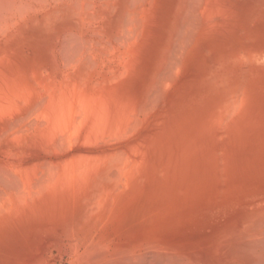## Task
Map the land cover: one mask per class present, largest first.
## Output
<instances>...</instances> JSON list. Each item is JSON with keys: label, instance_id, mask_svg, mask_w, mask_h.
I'll list each match as a JSON object with an SVG mask.
<instances>
[{"label": "rangeland", "instance_id": "1", "mask_svg": "<svg viewBox=\"0 0 264 264\" xmlns=\"http://www.w3.org/2000/svg\"><path fill=\"white\" fill-rule=\"evenodd\" d=\"M1 1L2 0H0V3H2V4H0V8L3 9L4 11H6V13L4 11H1V9H0V15L2 16L4 14L3 18H5V19H2V21H0L1 22L0 24H3V21L6 22V20H7V23H5V25L7 24V26H9L8 28L11 27L13 29L11 31H9L10 29H7L4 24H3V26L0 25V29L5 27L8 30L7 33H4L5 28H4V32L2 31V29L0 30V32H2V33H0V36H1L0 37L1 38L0 39V89L1 88L3 89V90L1 89L2 92H0V96L4 97V98H1L2 100L0 99V102L6 103V106H5V103L4 104L0 103V105H1L0 110L3 113L2 114L0 112V116H1V114H2V116L4 115V118H2V116L0 117V126H1L0 127V130H1L0 134L2 135V138H3V139H0V144L3 143L0 145V155L2 157L5 156L4 158H1V156H0V161H1L0 162V168H1V164H2V167L5 166L6 171L10 169L11 170L10 172H12V173H14V171L17 172L18 167L15 165L18 163V161L15 159L14 160H12V159L17 158V156L20 155L18 152H21V155L23 154L22 157H21V155L18 157V159L20 157L22 158V159L21 158L20 159L23 161L19 160V162H22V163H29V162L30 163H33V162L36 163L37 161L43 160L44 156H45L44 158H45L46 162L54 159V157H56L55 159L58 162L61 160V156L63 155L60 153V151H62L61 148H63V150L70 148L72 150L68 149L70 151L67 150L66 151V152H68L67 154H73L74 156H77V155H80V154L87 152V151H94V152L101 151L102 152L106 149L113 151V149L114 150L117 149L116 147H118L119 145L122 144L121 146H119V147H121L120 148L121 150L119 149V151H118V149H117L116 151H114L116 154L122 153L125 150L124 154L126 152V156L127 155L129 156V154L132 153V150H133V153H132L133 156H134V153H135L136 157L138 155L137 159H139V156H140V161L143 160V162L146 163L147 170L151 171V173H155V175L150 176V178L152 180H150L148 183L146 181L143 184L145 186L141 185L140 187L128 189L129 191L127 190L128 192L126 193V196L124 197L126 199H124L123 202L120 203V205L118 206L120 208V212H119L120 214H118V218H116V220L114 222V226L112 227V230H111L113 240L115 242L122 243V244H132V243H135L137 240H142V239H156L157 241L164 242V243H167L169 245H171V244L172 245L173 244H176V245L184 244L186 247H188L187 249L189 251L190 250L192 252L194 250H196V251L198 250L199 252L204 251L202 254L201 253L200 254H201V256H204L206 259L211 260V262L209 261L210 262L209 264H223L224 260L227 259L230 255L232 240H233L235 232L237 231L235 229H237V228L240 229L245 223H247L249 220L253 219V217L258 215L259 213L264 212V177H263L264 176V41H263L264 40V0H213V2H210L211 7L209 6V10H211V12L207 11L206 7H208V6L205 5V4H207V3H205L206 0H201V1L200 0L199 1L198 0H187V1L186 0H153L154 3L151 0H145L146 4H145L144 0H141V1L132 0L134 2V4L136 3L135 6L133 5L132 8L130 7L133 4V2L131 0H117V1L116 0H113V1L112 0H103V1L102 0L101 1L100 0L99 1L93 0L94 2L92 0H84V2L87 1L88 4L91 3L90 6L87 4V2L84 3L85 5L87 4L88 9H86V10H85L86 6L82 5L83 1H81V0H78L79 3L77 2V0H76V3L73 0H70V1L67 0V3L73 2V3H69L70 5L65 3L66 0L65 1L57 0V3L59 5H57V3H55V2L53 4L52 3L53 1H51V0H50L51 1V3H50L48 0V2H46V3L52 4L51 6L50 5L48 6V4H46V3H44L45 5L42 3L43 4L42 5L40 3V1H42V0H40V1L37 0L38 3L36 2V0H34V2H36L38 5H35L36 3L32 2L33 0L32 1L30 0L31 3H30V1H27V0H21V1H25L26 5H28V3L30 4V7L27 6V7H29L28 10L31 7L33 9L34 8L33 6H35V8H36L33 10L35 12L42 10V11H40V13L39 12L33 13L32 10H31L32 12L29 10L30 13H33V15L28 13L29 17L27 16L28 10L26 7H22L24 9L26 8V12L22 9H19L21 4H22V6H25V4H24L25 2L21 3L19 1L20 2V5H19V4H16L17 1L14 0L13 3H11L12 5L9 6V4L12 0H9V4L7 3L8 5H6V3H4L8 0H5L4 2L3 1L1 2ZM108 1L110 2V4ZM143 1H144V3H143ZM190 1H191V3H190ZM44 2H45V0H44ZM103 2H105V3H103ZM107 2H108V4L106 5ZM111 2H113V3H111ZM130 2H131V4H129ZM137 2H139L138 3L139 5L140 4H142V5L139 6L137 4ZM207 2H208V0H207ZM14 3H15V5H17V7H15V5H13ZM92 3L95 5L98 4L99 7H98V5L97 6L92 5ZM100 3L101 4L103 3L102 6ZM122 3H123V5H122ZM125 3H126V6H125ZM147 3H149L150 5H147ZM32 4H33V6H31ZM76 4L78 6H80L78 9H80L81 6L83 7L82 9L77 10L78 12H80V14L77 13L76 10L75 11L78 14V17H81L84 14L82 16V18H84V19L78 18L77 14L75 16V12L73 11L72 8L75 9ZM118 4H120V6ZM143 4L145 5V8L143 7L144 6ZM53 5L55 8L53 7ZM63 5H65L64 7L67 6L66 9H64L62 7ZM105 5L107 6L108 9L107 8L104 9L106 7ZM112 5H115L116 7L113 9L114 6H112ZM128 5H129V7H127ZM187 5L189 6L188 9L186 8V7H188ZM192 5L195 7L197 6L196 11H195V9H193ZM200 5H201V7H200ZM208 5H209V3H208ZM11 6H12V8L14 7V9H13L14 11L12 10V12L10 11ZM43 6H44V8H42ZM138 6L141 7V9L144 11L143 16H140V18L141 19L144 18V20L146 19L145 21L143 19L141 20L140 18H137V20H136V18H133L136 16L138 17V15H139L138 11H140L139 10L140 8ZM3 7H5V8H3ZM7 7L10 8L8 12L6 10ZM46 7H48L50 10H53V11H56V10L61 11L62 10L64 12L56 11L57 13L59 12L58 13L59 16H58L56 12H55L56 15L54 14L53 11H49L50 12L49 13L47 11L48 9ZM60 7H62V8H60ZM89 7H91V8L89 9ZM109 7H111V8H109ZM136 7H138L139 9L137 10ZM182 7H185L187 10L185 8L182 9ZM37 8H39V9H37ZM127 8H131V9H127ZM190 8H192V9L190 10ZM198 8H199V10H198ZM45 9H46V12H45ZM97 9L99 10L98 12H97ZM110 9L114 10V11H110ZM81 10H83V11H81ZM181 10H183L184 14L188 13V16H186V14L185 15L182 14ZM18 11H20V12L18 13ZM134 11L135 12L137 11L136 13L138 15L136 13H134ZM202 11H203V14L207 13L206 15H203L204 18L200 17V15H202L201 14ZM205 11H207V12H205ZM1 12H4V13L1 14ZM21 12L25 13V15L28 18H26V16L22 17ZM52 12L56 17L58 16L61 18H58V19L56 17L54 18ZM72 12H74V13H72ZM90 12H91V14H90ZM102 12H107V13L105 14ZM108 12H112V13H110L108 15ZM123 12H125V13H123ZM127 12L131 13V14L129 13V15H127L130 17L126 16ZM192 12H193V14L195 12L196 13L200 12V15L196 14L198 16L197 19H196V17L192 16L193 15ZM8 13L10 14V16L13 14L11 17L13 19L12 21H11V19H10V21H8V17H9ZM14 13H16L15 16H14ZM20 13H21V15H19ZM98 13H100V14H98ZM178 13L180 15H178ZM48 14H52V15H48ZM62 14L63 15L65 14L64 15L65 17H62ZM89 14L91 16H88ZM122 14H124V17H123L124 19L127 17L126 20L127 21L129 20L132 23L131 26L133 25V22H135L134 26H136V28L140 27L141 29L140 28L139 29L141 31H138V30H137L138 32L134 31L135 27L132 26V28H131L130 24L128 25L129 26V29H128V27L125 26V25H127L126 24L127 21H125L124 19H122L120 17ZM141 14H142V11H141L140 15ZM212 14H214V16H213L214 18H208V17H211ZM215 14H217V16ZM46 15H48V16H46ZM71 15L72 16L74 15L75 17L73 18ZM92 15H96V17L92 16ZM97 15H99V18L101 17L100 15H102L103 18L101 17L100 21H99L98 20L99 18ZM177 15H178V18H177ZM16 16L18 18H13ZM20 16H21V18H23L22 19L23 21L21 20ZM66 16H71L72 19H70V17H66ZM104 16H107V18L105 17V19H104ZM113 16H114V18H113ZM47 17H49L48 20H47ZM51 17H53L54 19L53 18L51 19ZM86 17H88L91 21H92L91 18H93V20L97 19L98 22H100V23H98L97 20H94V21H92V23L94 22L93 23L94 25L97 22V24L94 26L90 23L91 21L88 19L89 20L88 23H90L92 25V26L88 27V23H85V22H87ZM184 17L185 18L187 17L188 19L187 18L186 19L188 21L190 20V22L188 23V24H190V25H188L189 27L186 26L187 23H186V19ZM25 18L28 20H26ZM33 18H35V19H33ZM66 18H69V19H66ZM151 18L153 20H150ZM17 19H19L21 22ZM79 19H81L82 21H84L85 19L86 20H85V22H82ZM101 19H103V20L101 21ZM178 19L179 20L181 19V20L178 22ZM191 19L193 21L196 19L198 22L195 20V24L196 23L198 24L200 22L202 24V26L200 24H199L200 26L197 24L196 25L193 24V21ZM0 20H1V18H0ZM33 20L35 21V23H38V24L33 25V23H34ZM43 20H45V21L43 22ZM46 20L48 22L47 24H46ZM116 20L119 22V24ZM122 20L125 22L124 23L121 22V25L125 24L124 26L123 25L122 26L124 28L126 27L129 31L131 29L130 34H129V32H127L126 28L124 29L122 26H118V25H120V21H122ZM176 20H177V22H176ZM204 20H206V21L204 22ZM13 21L16 24H11V26L8 25V24H10L8 22H13ZM49 21H51V22H49ZM129 21H128V23H130ZM19 22H20V24H19ZM101 22H102V24H101ZM103 22H104V25H103ZM181 22H183V23L181 24ZM136 23L137 24L141 23V24L137 25ZM176 23H178L179 25L177 26ZM212 23L214 25L209 26V24L211 25ZM218 23H219V25H218L219 28L218 27L214 28L215 25L217 26ZM142 24H143V26H142ZM101 25H102V27H101ZM192 25H195V27H199V28H195ZM207 25H208V27L213 28V29H209V30H212V31L215 30L216 34L214 32H209V31H208L209 33L205 32L208 27L206 29H204V28ZM108 26H110V27H108ZM180 26H182V27L179 28ZM44 27H45V29H44ZM98 27H99V29L100 28L102 29V30H99V32H97ZM120 27H121V29H120ZM183 27H185L187 29V36H186L185 28H184V30H182ZM190 27L194 28L195 33H193V29H191ZM50 28L51 29L53 28L54 30L53 29L51 30ZM103 28H105V29L103 30ZM15 29H17L18 31ZM110 29H111V31H110ZM112 29L113 30L115 29L114 32ZM198 29L201 30L200 33L198 32L199 31ZM218 29H219V31H218ZM16 31H17V33H16ZM91 31H94L95 33L94 32L92 33ZM147 31L148 32L151 31V33H150L151 36H147V35H150L149 33L147 34ZM72 32L73 33L76 32V34L74 33L75 36L77 34H79V36H78L79 40L77 39L78 37L73 38L74 36H73ZM85 32L87 35L84 34ZM104 32L106 34H104ZM135 32H136V34H138L140 32L141 34L140 33L138 34L140 36L136 35ZM89 33L93 34V35L90 34L92 36L91 39L88 36ZM97 33H101L104 36L103 37L99 36V38H98V37H96V36H98ZM2 34H4L5 37H3ZM63 34H64V36H63ZM80 34H83L85 36H82ZM101 34H99V35H101ZM120 35H123V37L121 36L123 39L120 37ZM117 36L120 37V39H122L125 42L124 44H127L130 47L126 48L127 46L125 45L126 47H124V45H123V48H125V49H123V51H122V47H119L122 44L120 43L121 45H117L119 42H121V40H119V38L117 39V42L115 41V43H113L114 40H116L115 38H117ZM194 36H196V37H194ZM85 37L88 39V41L98 39L99 41L97 40L96 43L99 42L101 45L104 44V45H102L104 47L101 49L100 48L101 45H99V43H98V46H97L98 50H95L94 46L97 44L94 45L93 43L87 41L88 42V43H86L87 46L92 44L91 45L92 49H90L89 48L90 46H89L88 48L90 49V51H88V48L85 45L86 41H84V40H87ZM105 37H107V39H108V41L106 40V43L104 42L106 39ZM172 38H174V40ZM127 39H130L131 43L133 40H134L133 43H135V41H136L135 45L133 46V43L129 44V42H128L129 40H127ZM170 39H172V40H170ZM74 40H77V42H75ZM80 40L82 42H84V44L82 43L85 47V48L83 47L84 49L82 48L83 50L80 48L82 44L80 42H79L80 44H78V41H80ZM101 40H104L103 43L100 42ZM123 41H122V43H123ZM192 41H194V42H192ZM93 42L95 43V41H93ZM107 42L109 44H107ZM186 42H187V44H186ZM151 43H152V45H151ZM66 44H67V47H66ZM72 44L75 46H73ZM146 44H148V45H146ZM105 45H106V47L107 46L109 47L108 52H107L108 47L106 48ZM110 45L112 46L111 48H110ZM149 45H151V46H149ZM182 45H184V46L182 47ZM63 46H65V49ZM72 48H74V49H72ZM112 48H114V49L116 48L115 49L116 51L113 49L114 52H111L112 54H109V52L112 51ZM161 48L164 49L165 51L170 49L169 52L166 51L169 54H167V56H166V54L164 55L165 51L164 50L162 51ZM165 48H167V49H165ZM7 49H8V52H7ZM85 49H86V51L90 52V53L87 52V54H90L88 59H90V58L93 59V62L91 61V59L90 60L86 59V61H85L84 57H88V56H86ZM126 49H127V51H125ZM67 50H70V51H68V53H67ZM76 50H78V51H76ZM93 51H94V53H93ZM95 51H98V52L95 53ZM119 51H121V52H119ZM136 51L138 52L137 55L135 54ZM106 52L109 55L106 54ZM126 52H130L131 53L130 56H129V53L126 54ZM142 52H144L145 54L143 53L144 54L143 55ZM159 52H160V54H159ZM72 53L74 54V56ZM119 53L126 54L127 56H125V58L129 57V58H127L128 62H127V60H125V62H127V63H125V65L128 64L131 66V67H127V72L125 71L126 73L122 71L123 74L118 72V70H121V69L125 70L126 69V68H124V69L122 68L123 67L122 65L124 64V62H122V61H124L123 60L124 58L122 57L123 58L122 59L120 57L122 55H119ZM184 53H185V56H184ZM62 54H64V55H62ZM91 54H93V56ZM116 54H118V56L121 59L119 57H117ZM180 54H183L182 56H184V57L182 58V56ZM81 55L82 56L84 55V56L82 57ZM133 55H135V56H133ZM141 55H143L144 58L141 57ZM169 55L171 56V58ZM177 55L180 56V59L179 60L177 59L178 61L176 60V58L179 57V56L177 57ZM100 56H102L101 58L103 61L102 60L99 61L101 59ZM79 57H80V59L84 58V60L83 59H81V61L78 60ZM136 57L143 58V59L138 58L141 61V62H139L141 65L135 64L134 62L130 61V60H132V61L135 60V62L136 61L138 62ZM106 58H107V60H106ZM113 58H117V60H113ZM108 59H109V61H108ZM111 59H112V61H114V63L111 61ZM118 59L121 60L120 63L121 64L123 63L122 65L119 64ZM6 60H7V62H6ZM76 60H78V62H77L78 64L75 67L74 65H76L75 64ZM94 60H97V61L95 62ZM163 60H164V63L171 60L170 64L169 63L168 64L166 63V65L163 64V66H166V67L170 66L168 68V71L164 70L163 66H162V68H163L162 71H160ZM89 61H91L92 64L95 62L94 65H92L94 67L91 68V65H90V69H88L89 68L88 65L90 64V63H88ZM129 61H130V63H129ZM83 62L84 63L86 62V64H83ZM103 62H104V64H103ZM105 62H107V63H105ZM109 62H110V64H108ZM157 62H159V63H157ZM160 62H161V65L160 66L157 65V64H160ZM182 62H184V63L182 64ZM66 63H68L71 66H68ZM64 64H66L67 67ZM101 64H103V66ZM114 64H117V65H114ZM86 65L88 68L86 67ZM118 65H119V67H117V70H116L115 67ZM132 65L135 67H132ZM72 66L74 69L71 68ZM98 66H99V68H98ZM101 67H103V68H101ZM109 67H111V68L113 67V69H111V70L113 72L115 71L114 74L110 70ZM96 68H97V70H96ZM119 68H121V69H119ZM105 69H109L110 71L107 70V72H106ZM165 69H167V68H165ZM68 70H70V71H68ZM99 70H100V72H99ZM156 70H157V73H156ZM158 71H160L159 72L160 75L162 74V72L164 73V71H165V73H164L165 75H163V76L166 78L171 75V77L169 78V79H171V81L168 79L170 81L169 82V81H167V79L160 78ZM186 71H188V73ZM96 72L99 75H97ZM108 72H111V73H108ZM172 72H174V73H172ZM118 73H120L121 78L118 77L119 76ZM167 73H168V75H167ZM63 74H65V75H63ZM109 74H112V75H109ZM155 74H157V75H155ZM95 75L98 77H96ZM113 75L117 76L118 81L116 80V82H115V79L112 78ZM123 75H125V76L122 77ZM102 76H104V77H102ZM158 76H159V80H161V81L163 80V82L164 81L169 82V84L172 83L174 80H177V82L175 83V81H174V83L171 84L172 86H170L168 83L166 84V82L163 83L161 81H158V79L156 78ZM172 76H174V77L176 76L175 77L176 79ZM69 77H70V79H68ZM94 77H96V79H98V80H96ZM85 78H87V79H85ZM11 79H13V80H11ZM58 79H60V80H58ZM109 79L110 80L113 79L114 81L111 80L112 83H110L111 81ZM1 80H3V81H1ZM56 80H58V82H56ZM181 80H182V82H181ZM60 81H62V82H60ZM72 81L76 82V85H74L75 82L73 84L75 86L73 88H76L75 94L77 93V87H79L78 89H80L82 87L81 89L87 90L88 93L90 92V95H89L90 97L91 96L93 97L94 94H96V93L97 94L95 96L99 97L98 94H100V92H101V93H104L105 96L108 95V98H109V96H111V98H113V96H114L113 100L115 102L117 101V103H115V105H119V103L121 104V102H122L120 99L121 97H122V99H124L125 96H129L130 100H131V98L133 99V104H132V100L129 101V99H128V101L126 100L127 102L124 100L126 103L123 102V104L124 103L126 104V105L124 104L125 106L122 104L121 105L123 107H126L128 112H130V114L133 117L135 115L136 120L138 119L137 117H140L142 119L144 117H147L150 113L151 114L153 113L152 114L153 116L155 113V116L153 117L150 114L149 115V119L151 118L150 120L148 119V117L144 118L142 120H140V118L138 119L140 121V122L138 121V124L140 123L139 125H144L143 126L144 129L142 128V126H138V127L142 128L141 131H139L140 128L138 129V127L136 126V125H138L137 122L135 124L132 123L133 126L132 125L131 126L134 127V130L135 131L137 129L138 130L134 133L132 132V130H133L132 127H131V129L127 130V132H129V131L131 132L130 135L126 134V132H125V134L127 136H125L124 138H122L123 136L122 137L120 136V140L123 139L124 141L123 140H122V142L118 141L119 145L116 144V142H117L116 140H119V135H114L115 137L118 136V138L117 137L115 138L113 135H110V136H112V138L111 137L108 138V136H105L103 139L101 138L102 140L98 139V140L90 141L91 139L89 138V136L91 135V132L89 130H91L92 127H89L90 124L88 123L87 127L86 126L84 127L86 129V131L84 129V135L80 139L82 142L76 141V142L72 143L73 145L70 143V145H72V146L66 148L67 146H69L68 145L69 143L66 144L67 142H65V141L63 142V140L61 138L62 136L60 137L59 135L62 133H66L65 135H68L69 131L63 130V128H59V127H56L57 128L56 129L55 124L52 121L53 120L52 116L50 119L47 118L48 119L47 125L49 124L48 126H50L49 128H51V130L49 129L50 130L49 131L48 128H46L48 126L45 125L46 124L45 122H47L45 120L46 118L44 117V115H42V114H45L42 112V110L45 111L44 106L43 107L41 106L42 107V109H41V108L37 107L36 104H38V106H40L41 99L44 102L46 101V99L49 100L50 97H48V95H50V94H47V93H51L52 91L55 93L54 94L55 97H57L56 91L53 90V88H56L55 87L56 85H57V87H59L61 84V88L59 87L61 89L60 90L61 94H62V91H63V93L65 92L64 91L65 89L62 90V86H63L62 84L63 83H65L64 84L65 86H67V85L69 86L68 89L70 87L72 88V86H71ZM93 81L96 82L98 87L97 86L92 87L91 84L96 85L93 83ZM97 81H99V85H98ZM4 82H5V84H4ZM16 82H18V84ZM53 82L56 84L55 85L52 84ZM59 82H60V84H59ZM101 82L103 85L101 84ZM159 82H161V83L159 84ZM36 83H37V85H36ZM39 83L40 84L42 83L44 86H49L48 88L51 87L52 91L50 90L51 92L50 91L42 92L43 91V88H42L43 85L40 86ZM83 83H85L84 84L85 86H83ZM150 83L152 85L156 84L155 85L156 89L154 86H152V89L153 88L154 89L151 90V84ZM178 83H180V85ZM8 84L10 85L12 92L10 89H8V86H9ZM149 84H150V86H149ZM161 84L166 85L165 88L169 85V89L170 88L171 89L169 90L167 87V92H166L165 88H164L165 91H163L162 87H164V85L162 86ZM5 85L7 88L5 87ZM52 85H54V87ZM23 86H25V87H23ZM112 86L114 88H112ZM175 86L177 87L178 91L176 90ZM179 86L182 88H180ZM18 87L19 88L21 87L20 91H19ZM173 87H175V88H173ZM24 88H26V90L28 89V91H25ZM40 88H42L41 92H40ZM71 88L69 90L70 92H68L67 88H66L67 93H69L68 97L65 96L66 100H64V98H61L62 96H60V97L58 96L60 98L59 100L56 99V103L58 105L61 101H65V102H68V100L70 101L71 96L72 95L74 96V94L70 95L72 93L71 91H73L72 90L73 88L72 89ZM157 88H159L160 90H158ZM161 88H162V90H161ZM108 89H111L113 92L111 90H108ZM148 89H150V90H148ZM13 90H14V93H13ZM34 90H36L35 91L36 93L34 92L33 94H30ZM46 90H48V89L46 88ZM83 90H78V91L80 92ZM116 90L118 91V94L114 93V92L117 93ZM157 90H158V92H157ZM16 91H17V93H16ZM109 91H111V92H109ZM149 91H154V92H150L154 98L152 97V99H149L150 98ZM10 92H11V94H10ZM60 92H58V93L60 94ZM146 92H148L149 94L148 93L146 94ZM165 92H166V94L167 93L168 94L165 95ZM12 93L16 97H18L17 94H19L20 95L19 97L22 99H20L19 97H18V99H16V97L13 96ZM20 93H22V95ZM67 93H65V94L67 95ZM112 93L115 94L116 96H118V95L121 96L122 94L124 96H121V97L118 96L120 99L118 101V98L116 97V99H115V95H112ZM133 94H134V97H131ZM161 94L165 95V96L163 97V96H161ZM233 94H234V96H233ZM5 95L7 98L5 97ZM24 95H26L27 97L24 98ZM54 95H53V98H54ZM146 95H149V97L148 96L146 97ZM156 95H159V97H156ZM38 96L39 97L41 96L40 99ZM73 96H72V99L75 97V96L74 97ZM174 96L176 99L174 98ZM232 96H233V98H232ZM69 97H70V99H69ZM144 97L147 99L144 100L145 99ZM168 97H169V99H168ZM51 98H52V96H51ZM136 98H138V99H136ZM230 98H232V99H230ZM126 99H127V97H126ZM134 99L136 101H134ZM141 99H142V102H144V101L145 102H148V101L152 102L153 100H154V102L158 101L157 103H155L153 105L155 108L157 106V108L156 109L153 108L150 105V103H149L150 107L149 106L146 107L147 109L145 107H142L143 104L141 102ZM9 100H12V101H9ZM38 100H40V102ZM50 100L46 101V103H50L52 101V100L51 101ZM166 100H167V102H166ZM169 100H170V102H169ZM179 100H182V101L180 102ZM21 101L23 103L25 101L24 105H22ZM57 101H59V102H57ZM137 101H140L142 105L139 103V105H141V106H139L137 104ZM162 101H163V104L161 103ZM177 101H178V103H177ZM221 101H225V102L221 103ZM236 101L238 102L237 106H235L236 108L231 107V106H234L233 105L234 103L236 105ZM8 102H10V103L12 102V104L9 103V105H10L9 107H11L10 109H8L9 107L7 106ZM14 102L16 105L17 104L18 105L15 106V104H13ZM19 102H21V103H19ZM53 102H54L53 104H55V98H54ZM70 103H74V101L73 102L70 101ZM134 103H135V105H134ZM164 103H165V105H164ZM171 103H172V105L170 106ZM225 103L227 104L226 106L224 105ZM34 104H35V106H34ZM42 104L45 105V103H42ZM53 104L52 105L48 104L49 108H50L49 112H51V113H54L53 111L56 110V108L59 109L57 104H56L57 107L56 106L54 107ZM62 104L60 103V105H62ZM216 104H218V105H216ZM3 105L5 107H2ZM12 105H14L13 107L18 108L19 110L17 109V111H15L16 108H15V110H12ZM60 105H59V107H60ZM160 105L163 106L164 108L161 107ZM33 106H34V108L37 107V109L39 108L40 110L39 109L35 110L36 109L35 108L34 109L35 112H34L32 109ZM50 106H52V107H50ZM144 106H147V105L145 104ZM172 106L174 108H172ZM113 107H114V104H113ZM151 107L153 108L152 109L153 112H149V110H148V109H151ZM177 108L179 109L178 110L179 112L176 111ZM199 108H201V109H199ZM234 108L235 109L238 108V111L235 112ZM239 108H241V109H239ZM2 109L7 110V111H2ZM52 109H53V111H52ZM143 109H146L145 112L148 111L147 113H145L148 115L145 116L144 114H142L144 112H141L140 110H143ZM214 109H219V110H214ZM232 109H233V111H232ZM11 110H12V112H11ZM47 110H49V109H47ZM136 110L140 111V113L138 114V112ZM158 110H160V111H158ZM173 110H175V112H172ZM225 110H228V111L225 112ZM13 111H15V113H13ZM37 111H38V113L36 115ZM40 111L42 112V114L39 113ZM135 111L137 112L138 116L135 114L136 113ZM216 111L217 112L220 111V112L217 113ZM8 112L10 113V115H8ZM49 112H48V114L50 116L51 114ZM232 112H235V115H233L234 113H232ZM5 113H7V115L10 116L12 119L10 120V118H8V116H6ZM11 113H13V114H11ZM32 113L36 116V118L38 117V114H39L40 115L38 117L39 119L37 118V120H36L35 116ZM156 113H160V115L156 114ZM162 113H164V114H162ZM168 113L170 114V116L168 115ZM207 113H210V114H207ZM226 113H229V114L227 115ZM41 115L45 119L43 117H41ZM52 115H54V114H52ZM141 115H142V117H141ZM14 116L15 117L19 116V118H15ZM221 116H224V117H222V118H224V120L222 118H220ZM234 116H235V118H234ZM5 117H7V118H5ZM218 117L220 119H218ZM237 117H239V118H237ZM42 118L44 119L45 122L43 120L40 121V119H42ZM161 118H163L164 120L163 119L161 120ZM195 118H197V119H195ZM226 118L228 119V121ZM159 119H160V121H159ZM38 120L41 123L44 122V124H41ZM157 120H158V123H157ZM220 120L226 121L227 123L225 122L226 123L225 124L222 121L220 122ZM236 120H238V121H236ZM142 121H143V124L141 123ZM154 121H156V122H154ZM215 121H217V122H215ZM17 122H20V123H17ZM51 122H52V124H51ZM147 122H148L149 126H147L148 124L146 125ZM232 122H235L237 125L235 123H233V125H232ZM182 123H185V124L182 125ZM217 123L218 124L223 123V125L221 124V126L220 125L217 126ZM12 124H14L13 125L14 127L12 126ZM24 124L26 127H29L28 129L31 130L30 133L28 132L29 130L25 126H23ZM32 124L34 127L32 126ZM34 124H36V126ZM38 124L39 125L41 124L44 127L46 126L45 128H43L41 126L42 129H41V131L39 129L40 132H42V130L46 129L47 130V131L45 130L46 133L43 131L45 134L48 135L49 133H47V132H50L51 134L53 132L54 135L59 136V138L55 137V138H58L56 141L53 134L48 135L49 139L52 138L51 139L52 141L50 140V143L52 142L53 146L55 145L54 147H52L51 144L48 143L49 139H47L46 135H43L44 139L41 137L43 132L41 134H39L40 135L39 136L38 135L39 131H35L36 129L40 128V126ZM234 124L236 126H234ZM37 126H39V127H37ZM135 126H136V128H135ZM21 127H25V128L22 129ZM149 127H151V128H149ZM155 127L158 129L156 130ZM218 127L219 128L221 127V128L219 129ZM19 128H20V130H19ZM87 128H88V130H87ZM146 128H149L150 130L146 129ZM24 129L28 130V131L26 130V132H28L29 136L26 132L25 133L23 132L24 134H22L21 130L24 131ZM59 129L60 130L62 129V130L60 131ZM145 129H146V131H144ZM18 130L20 131V133L18 132V134H16ZM58 130L60 131V133L57 132ZM231 130H232V132H230ZM9 131H11V133ZM33 132H35L34 133L35 136H34ZM88 132H90L89 136H88ZM141 132H143V133H141ZM203 132H206V134H204ZM132 133H133V135L131 136ZM157 133H158V135H156ZM165 133H166V136H165ZM225 133H226V135L223 136V134H225ZM5 134H7V135H5ZM10 134H11V136L9 137ZM19 134H22V135H19ZM25 134H26V137H25L26 139L23 138L25 136ZM218 134H220V135H218ZM3 135H5L6 137L4 138ZM12 135H14L15 137L20 136L23 139H21L20 137L19 138L17 137L16 139L14 138L16 140L15 141L16 144H15ZM221 135L223 138L221 137ZM85 136L87 137V141H86ZM142 136H144L145 138ZM219 136L221 139H219ZM126 137H129V138L125 142ZM131 137H132V139H131ZM140 137H141V139L144 138L145 140L140 141L139 140ZM160 137H162V138H160ZM29 138H30V140H28ZM32 138H34V139H32ZM36 138L38 140L40 139V141H42V140L45 141L47 139L48 141L46 143H48V145L50 147L46 143L41 144V143H43V141L41 143H39L40 141H38ZM106 138L108 140H110V143L116 141L113 143L116 147L110 143H107L108 141ZM113 138L115 139L114 141H112ZM134 138L136 141L134 140ZM152 138H154V139H152ZM53 139L56 142H53ZM84 139H85L86 143L84 142ZM129 139L133 140V144L136 146H137V143L138 144L140 143L137 146L138 148L140 147V149H138L137 147H136L137 150L133 149L135 146L133 147V144H130V143H132V141H130ZM3 140H5V142H3ZM10 140L11 141L13 140L12 141L13 143ZM17 140H18V142H17ZM22 140H24V142L26 141L25 142L26 144L24 142H20ZM34 140L36 143L34 142ZM60 140L64 143V145L66 144V146L59 148V146L63 145V144L61 145L60 143H58V142H61ZM99 140L102 142H100ZM137 140H138V142H137ZM88 141L90 143L93 142V144H92L93 147L91 146V144L89 145ZM128 141H130V143ZM134 141L136 143H134ZM6 142L9 143L8 147L11 146V148L7 147L8 143H6ZM87 142H88V144H87ZM104 142L109 144L110 147L107 144H105V145L102 144ZM212 142H213V145H212ZM4 143L6 144V146ZM10 143L14 144V146L17 145L16 150H15L16 156L15 155L12 156L13 158H11V150H12V152H14L15 148H14V146L12 147V144H10ZM55 143H57L58 145H56ZM76 143L78 144V148H76L77 147ZM83 143L87 144V147ZM18 144L20 145V147ZM27 144L28 145L30 144V145L28 146ZM210 144H211V146H210ZM31 145H33V146H31ZM34 145L39 146V147L37 148ZM41 145L42 146L45 145V150L46 149L50 150L52 148H53V150L45 153V151H43V149L41 148ZM125 145L126 146L129 145V146H131V148L133 147L131 152H130L131 148H128L127 149L128 151L124 148V147H126ZM141 145H143V146H141ZM46 146H48V147L46 148ZM81 146L82 147L85 146V147L82 148ZM104 146H106V147H104ZM129 146H127V147H129ZM163 146H164V148H163ZM6 147L9 150L10 155L8 154ZM25 147H27V148L25 149ZM31 147H33V148H31ZM145 147H146V149H145ZM1 148H3V149H1ZM19 148H21L20 151H19ZM34 148H35V150H34ZM54 148L56 150H54ZM57 148H59V151H57ZM179 148L182 149V151H180ZM206 148H208V149H206ZM122 149H124V150H122ZM144 149H145V151L143 152ZM41 150L46 155L43 154ZM48 150H46V151H48ZM74 150H76V151H74ZM147 150H149V151H147ZM162 150H163V152H162ZM36 151H39L40 153L36 152ZM53 151H56L57 153L56 152L54 153ZM219 151H220V153H219ZM4 152H5V154H4ZM52 152L54 153V156H53ZM64 152H65V150L62 153H64ZM77 152L78 153L80 152V153L78 154ZM142 152H143V155H142ZM171 152H173V153H171ZM176 152H178V153H176ZM179 152H180V154H179ZM203 152H205V153H203ZM217 152L219 154H216ZM14 153H12V155ZM17 153H18V155H17ZM50 153L52 154V156H49ZM147 153H149V154H147ZM165 153H166V156H163ZM57 154L58 155L61 154L60 158ZM132 154L130 157L134 158L132 156ZM145 154H147V155H145ZM33 155H34V158L35 157H37V158L34 159ZM46 156H47V158H46ZM156 157H157V159H156ZM180 157H182L184 160L182 158H181V160H179ZM217 157H218V160H217ZM32 158L36 161H32L33 160ZM193 158H196V160ZM1 159H3V160H1ZM160 159H162L163 162ZM165 159H167V161ZM174 159H176V160H174ZM189 159H190V161H187ZM197 159H199V160H197ZM8 160L11 162H9ZM177 160H179V162ZM5 162H7V163L5 164ZM220 162H222V163H220ZM194 163H196V164H194ZM7 165L10 166V168L9 167L7 168ZM188 165H190L191 167ZM156 166L158 168L160 167V169H158ZM11 167H12V169H14V167H16L17 170L16 169L12 170ZM218 167H220V168H218ZM193 168H194V170H192ZM1 169L3 170V168H1ZM220 169H223L222 172ZM250 169H251V171H250ZM6 171L3 170L1 172V170H0V172H1L0 176L2 177L4 174L5 177H6V175H8L10 177V175L12 173H9L8 171L7 172ZM152 171H155V172H152ZM168 171H169V173H168ZM256 171L258 174L256 173ZM259 171H260V173H259ZM161 172L165 176V178L159 174ZM207 172L210 174H208ZM253 172H254V174H252ZM250 174H252V175H250ZM229 175H231V177ZM242 175H244V176H242ZM257 175H259V176L257 177ZM15 176L18 177V175H16V174H15ZM157 176H158V178H157ZM255 176L257 177V179ZM226 177L228 180L226 179ZM252 177L255 178L257 181H255V179H252ZM6 178L8 180V177H6ZM221 178H223L222 179L223 182H222ZM3 179H5V178L2 177V179H0L1 188L3 186H7V183H8L7 180L5 179L6 185H4L5 183L2 181ZM244 179H246L248 181H246ZM162 180H164V181H162ZM256 182H257V184H256ZM214 185H215V187H213ZM200 190L202 192H200ZM137 191H139V192H137ZM200 193H201V195H200ZM134 196H136V197H134ZM193 197L194 198L198 197V200L197 199L195 200ZM191 201H192V203H191ZM113 204L116 205L117 201L114 202ZM249 222H251V221H249ZM239 225L241 227H239ZM122 230H123V232H122ZM232 231H233V233H232ZM43 237H44L43 230L34 222L32 217L31 218L29 217L28 219H24L23 221L14 220V219H10V220L6 221L4 224H2L0 226V246H1L0 247V264H25V263H29L30 261H33L35 258H37V256H39V255L41 256L42 251L40 253L38 250H40L41 247H42V249L44 247L42 245L43 243H45ZM39 246H40V248H39ZM7 247H9V249ZM192 247H195V249ZM35 249H37V250H35ZM203 254H206L207 256L203 255ZM204 257H202V258H204ZM205 263L208 264L207 261H205Z\"/></svg>", "mask_w": 264, "mask_h": 264}, {"label": "bare ground", "instance_id": "2", "mask_svg": "<svg viewBox=\"0 0 264 264\" xmlns=\"http://www.w3.org/2000/svg\"><path fill=\"white\" fill-rule=\"evenodd\" d=\"M3 2L5 1V0H2ZM1 1V2H2ZM13 1L14 0H12L11 2H10V4H9V0L8 1H6V2H4V3H6V5H8L9 4V6L10 5H12L11 3H13ZM17 1V3L16 4H19L20 5V2L22 3H24L25 1H21V0H16ZM20 1V2H19ZM27 1H30V0H27ZM32 1V0H31ZM31 1H30V3H31ZM40 1V0H39ZM51 1H53L52 3L54 4V2L55 3H57V0H51ZM51 1L49 0V2L51 3ZM63 1H65V0H63ZM70 1V0H69ZM73 1H75V3H76V0H73ZM81 1H83V4L82 5H85L84 3H86L87 1H85L84 2V0H81ZM93 1V0H92ZM99 1V0H98ZM101 1V0H100ZM103 1V0H102ZM113 1V0H112ZM117 1V0H116ZM132 1V0H131ZM135 1H141V0H135ZM145 1V0H144ZM144 1H143V3H144ZM153 3H154V1L153 0H151ZM187 1V0H186ZM199 1V0H198ZM197 1V2H198ZM201 1V0H200ZM19 2V3H18ZM32 2H34V0L32 1ZM36 2H37V0H36ZM36 2H34V3H36ZM46 2H48V0H45V2H44V0H42V1H40V3L42 4H44V3H46ZM77 2H78V0H77ZM94 2V1H93ZM109 2V1H108ZM108 2L106 3V5L108 4ZM133 2V1H132ZM151 2V3H152ZM210 2H213V0H208V2H207V0L205 1V3H207V4H205L206 6H208V7H206L207 8V11H210L211 12V10H209V6L211 7V5H210ZM8 3V4H7ZM15 3L13 4V5H15ZM38 3V2H37ZM35 4V5H38V4ZM39 3V4H40ZM48 4V3H46V4H48V6L50 5H52V4ZM65 3H67V0H66V2ZM69 3H73V2H69ZM69 3H67V4H69ZM79 3V2H78ZM77 3V4H78ZM96 3V2H95ZM103 3H105V2H103ZM102 3V4H103ZM111 3H113V2H111ZM127 3V2H126ZM126 3H125V6H126ZM139 2H137V4H138ZM142 3V2H141ZM187 3V2H186ZM190 3H191V1H190ZM194 3V2H193ZM196 3V2H195ZM203 3V2H202ZM208 3H209V5H208ZM0 4H2V3H0ZM25 4V6H22V4L20 5V7H19V9H22V10H24L25 12H26V8H27V10H28V8L30 7V4L28 3V5H26V2L24 3ZM42 4V5H43ZM61 4V3H60ZM75 5L76 7H75V9L74 8H72L73 9V11L75 12V16H76V14L77 13H79L80 14V12H78L77 10H80V9H82L83 7L81 6V8L80 9H78L80 6H78V5ZM87 4H88V2H87ZM87 4L85 5L86 7H85V10L86 9H88L87 8ZM101 4V3H100ZM102 4H101V6H102ZM109 4H110V2H109ZM128 4V3H127ZM129 4H131V2L129 3ZM136 4V3H135ZM135 4H134V2H133V4L130 6L131 8L133 7V5L135 6ZM145 4H146V1H145ZM203 4V5H204ZM18 5V6H19ZM41 5V6H42ZM45 5V4H44ZM57 5H59L58 3H57ZM70 5V4H69ZM81 5V4H80ZM89 6L91 5V3L90 4H88ZM92 5H94V6H97L98 4H93L92 3ZM105 5V6H106ZM119 6H120V4H118ZM122 5H123V3H122ZM139 5V4H138ZM140 5H142V4H140ZM139 5V6H140ZM144 5V4H143ZM147 5H150L149 3H147ZM27 6H29V7H27ZM31 6H33V4L31 5ZM47 6V5H46ZM65 5H63L62 7L64 8V9H66V7H64ZM111 6V5H110ZM112 6H114L113 7V9L116 7L115 5H112ZM138 6V7H139ZM152 6V5H151ZM188 6V5H187ZM193 6V5H192ZM15 7H17V5H15ZM22 7H26L25 9L24 8H22ZM34 8L32 9V7L29 9L30 11L32 10H34V9H36L35 8V6H33ZM40 7V6H39ZM53 7H54V5H53ZM62 7H60V8H62ZM98 7H99V5H98ZM122 7V6H121ZM127 7H129V5L127 6ZM136 7L137 8V10L139 9L140 11H138V14L134 11V13H136L137 15H138V17L136 16V17H133V18H136V20H137V18H140V16H143V10L141 9V7ZM144 8H145V5L143 6ZM147 7V6H146ZM149 7V6H148ZM195 6H193V9H195V11H196V8H197V6L194 8ZM199 7V6H198ZM200 7H201V5H200ZM3 8H5V7H3ZM8 8V9H7ZM6 8V10H7V12L9 11V7H7ZM41 8V7H40ZM42 8H44V6L42 7ZM48 10V12L49 11H53V10H50L48 7H46ZM52 8V7H51ZM55 8V7H54ZM69 8V7H68ZM91 7H89V9H90ZM94 8V7H93ZM107 8V6L104 8V9H106ZM109 8H111V7H109ZM119 8V7H118ZM131 8H127V9H131ZM183 8H185V7H182V9ZM187 9L189 8V6L188 7H186ZM185 8V9H186ZM205 8V7H204ZM1 9V8H0ZM14 9V7L12 8V6H11V9H10V11L12 12V10ZM18 9V8H17ZM37 9H39V8H37ZM53 9V8H52ZM108 9V8H107ZM186 9V10H187ZM192 8H190V10H191ZM211 9V8H210ZM16 10V9H15ZM28 10V12H27V16L29 17V15H28V13H30V11ZM70 10V9H69ZM77 11V13H76V11ZM147 10V9H146ZM189 10V11H190ZM198 10H199V8H198ZM206 10V9H205ZM246 10V9H245ZM1 11H4L3 9H1ZM14 11V10H13ZM23 11V12H24ZM31 11V12H32ZM40 11H42V10H40ZM40 11H37V12H39L40 13ZM56 11H59V10H56ZM56 11H53L54 12V14H55V12ZM62 11V10H61ZM61 11H59V12H61ZM81 11H83V10H81ZM99 10L97 9V12H98ZM108 11V10H107ZM110 11H114V10H111L110 9ZM130 11V10H129ZM141 11H142V14L140 15V13H141ZM201 11V10H200ZM204 11V10H203ZM203 11H202V15H200V12H195L194 14H193V12H192V16H194V17H196V19H197V15H200V17H202V18H204L203 17V15H206V14H203ZM207 11H205V12H207ZM5 13H6V11H4ZM4 12H1V14H3ZM20 11H18V13H19ZM23 12H21L22 13V15H21V13L19 14V15H21L22 17L24 16H26L25 15V13H23ZM37 12H35V11H33V13H37ZM45 12H46V9H45ZM53 12H52V14H53ZM58 12V13H59ZM62 12H64V11H62ZM71 12V11H70ZM74 12H72V13H74ZM96 12V13H97ZM118 12V11H117ZM116 12V13H117ZM121 12V11H120ZM131 12V11H130ZM130 12H127V14H126V16L127 15H129V13ZM148 12V11H147ZM181 12H182V14H184L183 13V10H181ZM185 12V11H184ZM223 12V11H222ZM245 12V11H244ZM33 13H30L31 15H33ZM38 13V14H39ZM50 13V12H49ZM57 13V12H56ZM58 13H57V15H58ZM95 13V12H94ZM102 13H107V12H102ZM101 13V14H102ZM110 13H112V12H108V15L110 14ZM115 13V14H116ZM123 13H125V12H123ZM133 13V14H134ZM153 13V12H152ZM180 13V12H179ZM178 13V15H180ZM199 13V14H198ZM9 14V13H8ZM24 14V15H23ZM45 14V13H44ZM52 14H48V15H52ZM53 14V17L55 18L56 16V14L54 15ZM66 14V13H65ZM64 14V15H65ZM90 14H91V12H90ZM88 15V16H91V15ZM98 14H100V13H98ZM120 14V13H119ZM118 14V15H119ZM131 14V13H130ZM132 14V15H133ZM150 14V13H149ZM186 14V13H185ZM184 14V15H185ZM197 14V15H196ZM4 15V14H3ZM3 15L0 17L1 18V20L0 21H2V19H5V18H3ZM13 15V14H12ZM12 15L10 16V14L8 15L9 17H8V21H10V19H11V21L13 20L11 17H12ZM16 15V13H14V16ZM48 15H46V16H48ZM63 14H62V17H65ZM82 15V14H81ZM80 15V16H81ZM84 15V14H83ZM82 15V16H83ZM131 15V16H132ZM135 15V14H134ZM178 15H177V18H178ZM216 16H217V14H215ZM18 16V15H17ZM13 17V18H18V17ZM21 16H20V18H21ZM26 16V18H28ZM45 16V17H46ZM59 16V15H58ZM56 17L57 19L58 18H61V17ZM72 16V15H71ZM71 16H66V17H70V19H72V17L74 18L75 16L73 15L72 17ZM82 16L81 17H78V14H77V17L78 18H82ZM92 16H95L96 17V15H92ZM98 16V18H99V15H97ZM101 17H102V15H100ZM116 16V15H115ZM183 16V15H182ZM181 16V17H182ZM186 16H188V13L186 14ZM214 16V14H212L211 15V17H208V18H214L213 17ZM215 16V17H216ZM33 17V16H32ZM44 17V18H45ZM53 17H51V19L53 18ZM85 17V16H84ZM100 17V18H101ZM105 17L107 18V16H104V19H105ZM122 19H124L123 17H124V14H122L121 16H120ZM127 17H130V16H127ZM126 17V18H127ZM180 17V16H179ZM25 18V19H26ZM43 18V17H42ZM48 18L49 17H47V20H48ZM53 18V19H54ZM87 18V22H85V20L84 21H82L81 19H79L80 21H82V22H85V23H88L89 22V18L88 17H86ZM100 18L98 19L99 21H100ZM103 18V17H102ZM112 18V17H111ZM113 18H114V16H113ZM126 18L124 19L125 21H127L126 20ZM185 18V17H184ZM187 18V17H186ZM185 18V19H186ZM222 18V17H221ZM23 18H21V20H22ZM33 19H35V18H33ZM46 19V18H45ZM50 19V20H51ZM56 19V20H57ZM64 19V18H63ZM66 19H69V18H66ZM82 19H84V18H82ZM89 19V20H88ZM92 19V21H94V20H97V19H94L93 20V18H91ZM132 19V18H131ZM130 19V20H131ZM141 19V18H140ZM139 19V20H140ZM143 20H144V18H142ZM141 19V20H142ZM188 19V18H187ZM186 19V23H187V25L186 26H188V25H190V24H188L189 22H190V20L188 21ZM195 19V20H196ZM16 20V19H15ZM14 20V21H15ZM17 20H19V19H17ZM26 20H28V19H26ZM47 20H46V24L48 23L47 22ZM98 20H97V22H98ZM103 19H101V21H102ZM108 20V19H107ZM106 20V21H107ZM110 20V19H109ZM140 20V21H141ZM146 20V19H145ZM144 20V21H145ZM150 20H153L152 18L150 19ZM181 20V19H180ZM179 19H178V22L180 21ZM192 20V19H191ZM195 20L193 21V24H195ZM207 20V19H206ZM206 20H204V22L206 21ZM209 20V19H208ZM14 21L13 22H8V23H10V24H8V25H10L11 26V24H16V23H14ZM20 21V20H19ZM23 21V20H22ZM34 21V20H33ZM45 20H43V22H44ZM52 21V20H51ZM51 21H49V22H51ZM54 21V20H53ZM59 21V20H58ZM91 21V20H90ZM92 21L90 22L92 25H94L93 23H92ZM111 21V20H110ZM117 21V20H116ZM125 21H120V25H118V26H124L125 24H122L121 25V22H125ZM129 21V20H128ZM128 21L126 22V24L127 25H125V26H127L128 27V29H129V24H130V26H131V22L130 23H128ZM188 21V22H187ZM197 21V20H196ZM21 22V21H20ZM20 22H19V24H20ZM97 22L95 23V25L97 24ZM114 22V21H113ZM112 22V23H113ZM118 22V21H117ZM151 22V21H150ZM176 22H177V20H176ZM198 22V21H197ZM220 22V21H219ZM1 23V22H0ZM5 23H7V20H6V22L5 21H3V24L5 25ZM81 23V22H80ZM90 23H88V27L89 26H92ZM98 23H100V22H98ZM108 23V22H107ZM134 23L135 22H133V25L132 26H134ZM142 23V22H141ZM140 23V24H141ZM149 23V22H148ZM147 23V24H148ZM183 22H181V24H182ZM3 24H0V25H2L3 26ZM34 24H38V23H35V21H34V23H33V25ZM78 24V23H77ZM90 24V25H89ZM101 24H102V22H101ZM106 24V23H105ZM109 24V23H108ZM118 24H119V22H118ZM137 24V23H136ZM139 23L137 24V25H140ZM197 24V23H196ZM195 24V25H196ZM201 25L202 26V24L199 22L197 25ZM223 24V23H222ZM26 25V24H25ZM94 25V26H95ZM103 25H104V22H103ZM107 25V24H106ZM105 25V26H106ZM145 25V24H144ZM151 25V24H150ZM176 25L178 26L179 24L178 23H176ZM195 25H192V26H194L195 27ZM199 25V26H200ZM214 24L212 23L211 25L209 24V26H213ZM218 25H219V23L217 24V26L215 25V27L214 28H216V27H218ZM6 26V28L7 29H10L9 31H11L13 28H8L9 26H7V24L5 25ZM15 26V25H14ZM18 26V25H17ZM16 26V27H17ZM22 26V25H21ZM122 26V27H123ZM132 26H131V28H132ZM142 26H143V24H142ZM141 26V27H142ZM13 27V26H12ZM53 27V26H52ZM65 27V26H64ZM84 27V26H83ZM87 27V26H86ZM101 27H102V25H101ZM108 27H110V26H108ZM135 27V29H134V31H136V32H138V31H141L138 27L136 28V26H134ZM182 26H180L179 28H181ZM189 27V26H188ZM208 27V25L204 28V29H206ZM5 28V27H4ZM4 28H1L2 29V31L4 32ZM5 28V32L4 33H7L8 32V30ZM32 28V27H31ZM96 28V27H95ZM107 28V27H106ZM119 28V27H118ZM124 28V27H123ZM126 28V27H125ZM124 28V29H125ZM150 28V27H149ZM184 28L185 27H183L182 28V30H184ZM191 29H193V33H195V31H194V28L193 27H190ZM195 28H199V27H195ZM201 28V27H200ZM219 28V27H218ZM0 29V30H1ZM44 29H45V27H44ZM51 29V28H50ZM53 29V28H52ZM51 29V30H52ZM81 29V28H80ZM93 29V28H92ZM105 28H103V30H104ZM120 29H121V27H120ZM127 28H126V30H127V32H129V34L131 33V29H130V31L128 30ZM190 29V30H191ZM209 29H213V28H210V27H208L207 29H206V31L205 32H214L215 34H216V32H215V30H209ZM15 30H17V29H15ZM14 30V31H15ZM32 30V29H31ZM54 30V29H53ZM82 30V29H81ZM99 30H102L101 28L99 29V27H98V30H97V32H99ZM113 30V29H112ZM115 30V29H114ZM114 30H113V32H114ZM138 30V31H137ZM185 30H186V36H187V29L185 28ZM189 30V29H188ZM196 30V29H195ZM199 30V29H198ZM197 30V31H198ZM18 31V30H17ZM17 31H16V33H17ZM95 31V30H94ZM94 31H91L92 33L94 32ZM106 31V30H105ZM109 31V30H108ZM110 31H111V29H110ZM177 31V30H176ZM196 31V32H197ZM218 31H219V29H218ZM217 31V32H218ZM77 32V31H76ZM76 32H74L75 34H76ZM80 32V31H79ZM89 32V31H88ZM96 32V31H95ZM94 32V33H95ZM101 32V31H100ZM136 32H135V34H136ZM179 32V31H178ZM189 32V31H188ZM191 32V31H190ZM199 33L201 32V30H199L198 31ZM208 32V33H209ZM0 33H2V32H0ZM74 33L72 32V34H73V38H76V37H78L79 36V34H77L76 36L74 35ZM92 33H89V38L91 39L92 38V36L91 35H93ZM133 33V32H132ZM140 33V32H139ZM138 33V34H139ZM150 34L151 33V31H147V34ZM192 33V34H193ZM229 33V32H228ZM19 34V33H18ZM68 34V33H67ZM84 34H86V32L84 33ZM91 34V35H90ZM98 34V36H96V37H98L99 38V36L101 37H103L104 35H102L101 33H97ZM96 34V35H97ZM99 34H101V35H99ZM104 34H106L105 32H104ZM110 34V33H109ZM108 34V35H109ZM114 34V33H113ZM138 34H136V35H138ZM141 34V33H140ZM197 34V33H196ZM214 34V35H215ZM218 34V33H217ZM220 34V33H219ZM80 35H82V36H85V35H83V34H80ZM87 35V34H86ZM2 36L3 37H5L4 36V34H2ZM18 36V35H17ZM58 36V35H57ZM63 36H64V34H63ZM70 36V35H69ZM91 36V37H90ZM110 36V35H109ZM119 36V35H118ZM117 36V38H115L116 40H114L113 38V40H114V42L113 43H115V41L117 42V39L119 38V40H121V42H119L117 45H121V46H119V47H122V51H123V49H125V48H123V45H124V47H126V48H128V47H130L129 45H127V44H124L125 42L122 40L123 38V35H120V37L122 38V39H120V37H118ZM138 36H140V35H138ZM147 36H151V34L150 35H147ZM193 36V35H192ZM217 36V35H216ZM1 37V36H0ZM7 37V36H6ZM108 37V36H107ZM107 37H105L104 39H105V41L104 40H101L100 42L101 43H103V41L106 43V40L108 41V39H107ZM194 37H196V36H194ZM12 38V37H11ZM61 38V37H60ZM63 38V37H62ZM86 38V37H85ZM84 38V39H85ZM208 38V37H207ZM1 39V38H0ZM71 39V38H70ZM78 40H79V37L77 38ZM81 39V38H80ZM83 39V40H84ZM87 39V38H86ZM89 39V40H90ZM111 39V40H112ZM173 40H174V38H172ZM172 39H170V40H172ZM3 40V39H2ZM63 40V39H62ZM98 40V39H97ZM96 39L95 40H91V41H88V39L87 40H84V41H86L85 42V45H86V43H88V42H91V43H93L94 45L95 44H97V45H95L94 46V48H95V50H98L97 49V46H98V43L99 42H97L96 43V41H97ZM112 40V41H113ZM127 40H129L128 42H129V44L131 43V41H130V39H127ZM126 40V41H127ZM249 40V39H248ZM247 40V41H248ZM260 40V39H259ZM54 41V40H53ZM75 42H77V40H74ZM88 41V42H87ZM93 41H95V43L93 42ZM99 41V40H98ZM122 41H123V43H122ZM134 41V40H133ZM133 41H132V43H133ZM145 41V40H144ZM157 41V40H156ZM264 41V40H263ZM63 42V41H62ZM70 42V41H69ZM82 44H84V42H82L81 40L80 41H78V44H80V43ZM127 42V43H128ZM139 42V41H138ZM182 42V41H181ZM192 42H194V41H192ZM191 42V43H192ZM73 43V42H72ZM90 43V44H91ZM121 43V44H120ZM131 43V44H132ZM135 43H136V41H135ZM135 43H133V46L135 45ZM164 43V42H163ZM258 43V42H257ZM61 44V43H60ZM71 44V43H70ZM74 44V43H73ZM72 44V45H73ZM77 44V43H76ZM81 45V49L84 47V45ZM107 44H109L108 42H107ZM181 44V43H180ZM186 44H187V42H186ZM262 44V43H261ZM56 45V44H55ZM65 45V44H64ZM92 45V44H91ZM91 45H86L87 46V48L89 47L90 49H92L91 47ZM99 45H101L100 43H99ZM102 45H104V44H102ZM101 45V46H102ZM114 45V44H113ZM126 45V46H125ZM146 45H148V44H146ZM151 45H152V43H151ZM151 45H149V46H151ZM163 45V44H162ZM252 45V44H251ZM250 45V46H251ZM71 46V45H70ZM73 46H75V45H73ZM72 46V47H73ZM78 46V45H77ZM80 46V45H79ZM100 46V48L102 49L104 46H102L101 47ZM145 46V45H144ZM184 45H182V47H183ZM186 46V45H185ZM249 46V47H250ZM56 47V46H55ZM64 47V49H65V46H63ZM66 47H67V44H66ZM105 47H106V45H105ZM108 47V46H107ZM106 47V48H107ZM112 46L110 45V48H111ZM115 47V46H114ZM118 47V46H117ZM116 47V48H117ZM140 47V46H139ZM146 47V46H145ZM253 47V46H252ZM62 48V47H61ZM76 48V47H75ZM85 48V47H84ZM83 48V49H84ZM88 48V51H90V49ZM93 48V49H94ZM105 48V49H106ZM115 48V49H116ZM57 49V48H56ZM69 49V48H68ZM72 49H74V48H72ZM71 49V50H72ZM82 49V50H83ZM108 49V50H107ZM106 50H107V52L109 51V47L107 48ZM114 48H112V51H110L109 52V54H112L111 52H114V50H113ZM165 49H167V48H165ZM183 49V48H182ZM58 50V49H57ZM161 50L163 51L164 49H162L161 48ZM170 50V49H169ZM169 50H166V51H168L169 52ZM221 50V49H220ZM68 51H70V50H67V53H68ZM76 51H78V50H76ZM88 51H86V49H85V53H86V56H88V57H84L85 58V61H86V59H88L89 58V56H90V54H87V52ZM92 51V50H91ZM116 51V50H115ZM125 51H127V49L125 50ZM159 51V50H158ZM165 51V50H164ZM165 51V53H164V55L166 54V56H167V54H169L168 52H166ZM172 51V50H171ZM7 52H8V49H7ZM6 52V53H7ZM57 52V51H56ZM55 52V53H56ZM96 52H98V51H95V53ZM101 52V51H100ZM106 52V54H108ZM119 52H121V51H119ZM54 53V52H53ZM59 53V52H58ZM57 53V54H58ZM70 53V52H69ZM80 53V52H79ZM84 53V54H85ZM88 53H90V52H88ZM93 53H94V51H93ZM102 53V52H101ZM118 53V52H117ZM129 53V56H130V52H126V54H128ZM134 53V52H133ZM137 51H136V55H137ZM141 53V52H140ZM144 52H142V54H143ZM4 54V53H3ZM73 54V53H72ZM82 54V53H81ZM108 54V55H109ZM124 54V53H123ZM121 54V53H119V55H122V56H120L124 61H122V62H124V64L122 65L120 62H121V58L118 56V54H116L117 55V57H119L120 59H118V61H119V64L120 65H122L123 67V69L124 68H126L125 70H122L121 68H119V69H121V70H118V72H120V73H122L123 74V72H127V67H131L130 65H125V63H127L128 62V60H127V58H129V57H127V58H125V56H127L126 54ZM145 54V53H144ZM143 54V55H144ZM159 54H160V52H159ZM62 55H64V54H62ZM78 55V54H77ZM92 56H93V54H91ZM143 55H141V57H143ZM181 56L183 55V54H180ZM57 56V55H56ZM55 56V57H56ZM73 56H74V54H73ZM72 56V57H73ZM82 56V55H81ZM84 56V55H83ZM82 56V57H83ZM91 56V57H92ZM95 56V55H94ZM132 56V55H131ZM133 56H135V55H133ZM170 56V55H169ZM175 56V55H174ZM179 55H177V57H178ZM184 56H185V53H184ZM184 56H182V58L184 57ZM102 56H100V58H101ZM114 57V56H113ZM116 57V56H115ZM16 58V57H15ZM84 58H81V59H83L84 60ZM93 58V57H92ZM99 58V59H100ZM133 58V57H132ZM137 58V60H138V62L136 63L135 62V60H130L131 62H134L135 64H140L139 62H141L139 59H143V58H140V57H136ZM139 58V59H138ZM170 58H171V56H170ZM174 58V57H173ZM172 58V59H173ZM65 59V58H64ZM63 59V60H64ZM71 59V58H70ZM74 59V58H73ZM81 59H80V57H79V59L78 60H80L81 61ZM91 59V58H90ZM90 59H88V60H90ZM96 59V58H95ZM164 59V58H163ZM175 59V58H174ZM173 59V60H174ZM179 60L180 59V56L178 57V58H176V60ZM67 60V59H66ZM72 60V59H71ZM78 60H76V62H75V64L76 65H74L75 67L77 66V62H78ZM87 60V61H88ZM102 60V58L99 60V61H101ZM106 60H107V58H106ZM113 60H117V58H113ZM125 60H127V62H125ZM160 60V59H159ZM177 60V61H178ZM79 61V62H80ZM91 61L93 62V59H91ZM91 61H89L88 63H90L89 65H88V67H87V65H86V67L88 68V69H90V65H91V68L92 67H94V66H92V65H94V63L97 61V60H94L95 62L92 64V62ZM103 61V60H102ZM108 61H109V59H108ZM111 61H112V59H111ZM110 61V62H111ZM130 61H129V63H130ZM162 61V60H161ZM170 61L171 60H169L168 62H166L167 64L169 63L170 64ZM176 61V62H177ZM6 62H7V60H6ZM63 62V61H62ZM110 62L108 63V64H110ZM113 63H114V61H112ZM60 63V62H59ZM71 63V62H70ZM82 63V62H81ZM105 63H107V62H105ZM157 63H159V62H157ZM166 63H164V60H163V63H162V65H161V62H160V64H157V65H161V70L160 71H162V69L164 68V70H166V71H168V68L170 67L169 65V67H166V66H163V64L164 65H166ZM184 62H182V64H183ZM68 66H71V65H69L68 63H66ZM66 64H64V65H66ZM73 64V63H72ZM83 64H86V62L84 63L83 62ZM103 64H104V62H103ZM103 64H101L102 66H103ZM181 64V63H180ZM179 64V65H180ZM181 64V65H182ZM67 65H66V67H67ZM100 65V66H101ZM114 65H117V64H114ZM126 67H125V66ZM141 65V64H140ZM144 65V64H143ZM97 66V65H96ZM156 66V65H155ZM154 66V67H155ZM162 66H163V68H162ZM174 66V65H173ZM62 67V66H61ZM64 67V66H63ZM65 67V68H66ZM108 67V66H107ZM117 67H119V65L118 66H116L115 68H116V70H117ZM132 67H135V66H133L132 65ZM172 67V66H171ZM181 67V66H180ZM71 68H73V66L71 67ZM98 68H99V66H98ZM101 68H103V67H101ZM110 68V70L111 69H113V67L111 68V67H109ZM165 68H167V69H165ZM188 68V67H187ZM190 68V67H189ZM62 69V68H61ZM74 69V68H73ZM133 69V68H132ZM131 69V70H132ZM156 69V68H155ZM171 69V68H170ZM2 70V69H1ZM59 70V69H58ZM66 70V69H65ZM96 70H97V68H96ZM106 70V72H107V70L108 71H110L109 69H105ZM115 70V69H114ZM135 70V69H134ZM68 71H70V70H68ZM112 71V70H111ZM123 71V72H122ZM160 71H158V73L160 72ZM87 72V71H86ZM99 72H100V70H99ZM113 72V71H112ZM125 72V73H126ZM131 72V71H130ZM187 73H188V71H186ZM108 73H111V72H108ZM115 73V71L113 72V74ZM120 73H118L119 74V78H121V75H120ZM124 73V74H125ZM156 73H157V70H156ZM164 73H165V71H164ZM163 72H162V74L160 75V73H159V76H160V78H164V79H167V81H171V79H169L170 77H171V75L169 76V77H164L163 75H165ZM172 73H174V72H172ZM45 74V73H44ZM96 74H97V72H96ZM170 74V73H169ZM186 74V73H185ZM5 75V74H4ZM63 75H65V74H63ZM97 75H99V74H97ZM109 75H112V74H109ZM155 75H157V74H155ZM167 75H168V73H167ZM166 75V76H167ZM175 75V74H174ZM189 75V74H188ZM33 76V75H32ZM96 76V75H95ZM115 76V77H114ZM125 75H123L122 77H124ZM159 76L158 77H156L157 79H158V81H161V80H159ZM163 76V77H162ZM177 76V75H176ZM175 76V77H176ZM185 76V75H184ZM195 76V75H194ZM200 76V75H199ZM66 77V76H65ZM64 77V78H65ZM96 77H98V76H96ZM96 77H94L95 79H96ZM102 77H104V76H102ZM101 77V78H102ZM172 77H174V76H172ZM174 77V78H175ZM179 77V76H178ZM5 78V77H4ZM83 78V77H82ZM100 78V77H99ZM113 79H115V82H116V80H117V76L116 75H113V77H112ZM193 78V77H192ZM2 79V78H1ZM8 79V78H7ZM6 79V80H7ZM67 79V78H66ZM68 79H70V77L68 78ZM85 79H87V78H85ZM113 79H111V80H113ZM156 79V80H157ZM169 79V80H168ZM176 79V78H175ZM179 79V78H178ZM11 80H13V79H11ZM10 80V81H11ZM58 80H60V79H58ZM58 80H56V82H58ZM96 80H98V79H96ZM110 80V79H109ZM110 80V81H111ZM1 81H3V80H1ZM15 81V80H14ZM13 81V82H14ZM19 81V80H18ZM80 81V80H79ZM100 81V80H99ZM99 81H97V83H98V85H99ZM114 81V80H113ZM118 81V80H117ZM169 81V82H170ZM175 81V83L177 82V80H174ZM174 81L172 82V83H170L169 84V82H166V81H164L163 82V80L161 81V82H163V83H165L166 82V84L168 83L170 86H172L171 84H173L174 83ZM60 82H62V81H60ZM60 82H59V84H60ZM74 82L75 81H72V88L73 87H75L74 85H76V82H75V84H74ZM92 82V81H91ZM161 82H159V84L161 83ZM180 82V81H179ZM181 82H182V80H181ZM8 83V82H7ZM6 83V84H7ZM11 83V82H10ZM17 84H18V82H16ZM81 83V82H80ZM93 83L94 84H96V82H94L93 81ZM104 83V82H103ZM110 83H112V81L110 82ZM4 84H5V82H4ZM40 84V83H39ZM52 84H56V83H52ZM65 83H63L62 85V90H64L65 92L63 93V91H62V94H61V92H60V88H61V84H60V88L59 87H57V85L55 86L56 88H53V90L54 91H56V96L57 97H55V93L52 91V89H51V87L50 88H48L49 86H44L42 83L40 84V86L41 85H43V91L42 92H47V91H50L51 93H47V94H50L51 96H52V98H51V96L50 95H48V97H50V99L52 100H50L51 102L50 103H46V101H49V100H47L46 99V101L44 102V101H42V99H41V103H40V106H38V104H36L37 105V107H39V108H41L42 109V107L44 106V109H45V111L44 110H42V112L43 113H45V114H42V112L40 111L39 113H41L42 115H44V117L46 118H44L42 115H41V117H43L46 121L48 120L47 118H51V116L53 117L52 119V121L54 122V124H55V128L56 127H59V128H63V130H66V131H69V136L68 135H65L66 133H62V134H60L59 136L62 138V140H63V142L65 141V142H67L66 144H68L69 146H67L66 148H68V147H70V146H72L73 144V142H78V141H81L80 139L83 137V135H84V127L86 126L87 127V125H88V123L91 125H89V127H92V131L91 130H89L90 132H91V135L89 134L90 132H88V136H89V138L91 139L90 141H93V140H98V139H100V140H102L105 136H108V138H112V136H110V135H119V140H116V141H114L115 139L113 138V140L112 141H114V142H116V144L117 145H119V142L121 141L122 142V140H120V136L122 137V138H124L125 136H127L126 134H129L130 135V131L129 132H127V130H129V129H131V127L133 126V124H135L136 122H137V124H138V119L140 118V117H137L138 116V114L140 113V111L141 112H144V113H142V114H144L145 116L146 115H148V114H145V113H147V112H145L146 111V107H148L149 106V103H150V105L153 107V108H155L153 105L155 104V103H157L156 101L154 102V100L152 101V102H150V101H148V102H142V99H141V102H142V104H143V106L142 107H145L146 109H143V110H140V111H137L138 112V114H137V112L135 113L137 116V120H136V118H135V115H134V117L130 114V112H128V110H127V108L126 107H123L122 105H124L127 101H128V99H129V101H131L132 100V104H133V99L131 98V100H130V97L129 96H125V98L124 99H122V97L121 96H124L123 94L120 96V95H118V96H120L121 98V104L119 103V105H115V103H117V101L115 102L114 100H113V98H114V96H113V98H111V96H109V98H108V95H106L105 96V94L104 93H101L100 92V94H98L99 95V97H96L95 95L97 94H94V96L92 97H90L89 95H90V92L88 93V91L87 90H83V89H78L79 87H77V93L75 94V91H76V88H71L73 91H71L72 93L70 94V95H72V94H74V98L72 99V96H71V99H70V97H69V99H70V101H74V103H70V101L68 100V102H65V101H61L60 103L62 104V105H60V103H59V105H60V107H59V105L56 103V99L57 100H59L60 98V96H62L61 98H64V100H66V98H65V96H69V93H67V91L68 92H70L69 90H70V88L68 89V85L67 86H65L64 85ZM74 84V85H73ZM85 83H83V86H85L84 85ZM101 84H102V82H101ZM151 84V83H150ZM150 84H149V86H150ZM179 85H180V83H178ZM9 85V84H8ZM36 85H37V83H36ZM54 85H52L53 87H54ZM92 85V87L93 86H97V84L96 85H93V84H91ZM103 85V84H102ZM155 85L156 84H151V90H153L152 89V86H154L155 87ZM162 85V84H161ZM164 85V84H163ZM162 85V86H163ZM169 85L167 86L168 87V89H169ZM176 85V84H175ZM65 86V87H64ZM160 86V85H159ZM165 86L166 85H164V87H162L163 88V91H165L166 90V92H167V87L165 88ZM178 86V85H177ZM245 86V85H244ZM2 87V86H1ZM5 87H6V85H5ZM22 87V86H21ZM21 87L19 88V91L21 90ZM23 87H25V86H23ZM27 87V86H26ZM64 87V88H63ZM98 87V86H97ZM161 87V86H160ZM176 87V86H175ZM175 87H173V88H175ZM180 87V86H179ZM7 88V87H6ZM42 88H40V92H41V90H42ZM46 88L48 89V90H46ZM58 88V89H57ZM66 88H67V91H66ZM112 88H114L113 86H112ZM150 88V87H149ZM162 88H161V90H162ZM164 88H165V90H164ZM180 88H182V87H180ZM2 89V88H1ZM1 89H0V92H2L1 91ZM8 89H10L11 90V88H10V85L8 86ZM7 89V90H8ZM23 89V88H22ZM25 89V91H28V89L26 90V88H24ZM96 89V88H95ZM94 89V90H95ZM105 89V88H104ZM155 89H156V87H155ZM158 90H160L159 88H157ZM171 89V88H170ZM169 89V90H170ZM3 90V89H2ZM31 90V89H30ZM45 90V91H44ZM78 90H83V91H78ZM108 90H111V89H108ZM148 90H150V89H148ZM158 90H157V92H158ZM176 90H177V87H176ZM183 90V89H182ZM36 90H34L32 93H30V94H33L34 92H35ZM112 91V90H111ZM111 91H109V92H111ZM117 91V90H116ZM178 91V90H177ZM11 92H12V90H11ZM11 92H10V94H11ZM24 92V91H23ZM30 92V91H29ZM58 92H60V94L58 93ZM74 92V93H73ZM113 92V91H112ZM150 92H154V91H149V93ZM166 92H165V95H167L166 94ZM241 92V91H240ZM4 93V92H3ZM2 93V94H3ZM7 93V92H6ZM13 93H14V90H13ZM12 93V94H13ZM16 93H17V91H16ZM36 93V92H35ZM65 93H67V95L65 94ZM88 93V94H87ZM115 94H118V91H117V93L116 92H114ZM148 92H146V94H147ZM148 93V94H149ZM175 93V92H174ZM8 94V93H7ZM6 94V95H7ZM21 95H22V93H20ZM25 94V93H24ZM42 94V93H41ZM46 94V95H47ZM108 94V93H107ZM115 94H113L112 93V95H115ZM120 94V93H119ZM163 94V93H162ZM161 94V96H165V95H162ZM170 94V93H169ZM176 94V93H175ZM185 94V93H184ZM183 94V95H184ZM237 94V93H236ZM235 94V95H236ZM6 95H5V97H6ZM53 95H54V98H55V104H53L54 102V98H53ZM93 95V94H92ZM111 95V94H110ZM126 95V94H125ZM130 95V94H129ZM150 95V98L149 99H152V97H153V95H151V93L149 94ZM149 95H146V97L148 96L149 97ZM182 95V94H181ZM232 95V94H231ZM13 96H15L14 94H13ZM17 96L19 97L20 95L19 94H17ZM42 96V95H41ZM40 96V97H41ZM59 96V97H58ZM64 96V97H63ZM118 96H116L115 95V99H116V97L118 98V101L120 100L119 99V97ZM233 96H234V94H233ZM233 96H232V98H233ZM16 97V96H15ZM18 97H16V99H18ZM27 96L26 95H24V98H26ZM39 97V96H38ZM40 97H39V99H40ZM126 97H127V99H126ZM131 97H134V94L131 96ZM156 97H159V95H156ZM191 97V96H190ZM189 97V98H190ZM240 97V96H239ZM238 97V98H239ZM244 97V96H243ZM1 98H4V97H2V96H0V99ZM7 98V97H6ZM5 98V99H6ZM13 98V97H12ZM20 98V97H19ZM145 98V97H144ZM154 98V97H153ZM174 98H175V96H174ZM193 98V97H192ZM232 98H230V99H232ZM4 99V100H5ZM14 99V98H13ZM12 99V100H13ZM20 99H22V98H20ZM31 99V98H30ZM29 99V100H30ZM68 99V98H67ZM136 99H138V98H136ZM147 98H145L144 100H146ZM168 99H169V97H168ZM176 99V98H175ZM2 100V99H1ZM3 100V101H4ZM12 100H9V101H12ZM26 100V99H25ZM126 102H125V101ZM173 100V99H172ZM189 100V99H188ZM194 100V99H193ZM198 100V99H197ZM244 100V99H243ZM6 101V100H5ZM39 102H40V100H38ZM134 101H136L135 99H134ZM180 102L182 101V100H179ZM192 101V100H191ZM203 101V100H202ZM231 101V100H230ZM22 102V101H21ZM21 102H19V103H21ZM28 102V101H27ZM57 102H59V101H57ZM123 102H125L124 104H123ZM141 102L140 101H137V104L139 105V103L141 104ZM166 102H167V100H166ZM169 102H170V100H169ZM168 102V103H169ZM172 102V101H171ZM223 102H225V101H221V103H223ZM229 102V101H228ZM0 103H2V104H4L3 102H0ZM9 103L10 102H8V107L10 106L9 105ZM24 103H25V101H24ZM24 103L22 102V105H24ZM37 103V102H36ZM42 103H45V105H43ZM130 103V102H129ZM128 103V104H129ZM147 105V106H144L145 104ZM162 104H163V101L161 102ZM175 103V102H174ZM177 103H178V101H177ZM176 103V104H177ZM184 103V102H183ZM232 103V102H231ZM237 101H236V105H235V103L233 104L234 106H231V107H235V106H237ZM242 103V102H241ZM251 103V102H250ZM10 104H12V102L10 103ZM13 104H15V102L13 103ZM42 104V105H41ZM52 105L53 104V106L55 107H57V105H58V108L59 109H57L56 108V110H54L53 111V109H52V111L54 112V113H51V112H49L50 111V108H49V105ZM57 104V105H56ZM113 104H114V107H113ZM136 104V105H137ZM141 104V105H142ZM167 104V103H166ZM18 105V104H17ZM16 104H15V106H17ZM121 105V106H120ZM126 105V104H125ZM124 105V106H125ZM131 105V104H130ZM134 105H135V103H134ZM137 105V106H138ZM141 105H139V106H141ZM164 105H165V103H164ZM172 105V103L170 104V106ZM216 105H218V104H216ZM223 105V104H222ZM225 106L227 105L226 103L224 104ZM244 105V104H243ZM252 105V104H251ZM1 106V105H0ZM5 106H6V103H5ZM4 105L2 106V107H5ZM14 105H12V110H15V108L16 107H13ZM34 106H35V104H34ZM34 106H33V111L35 112V110H38L37 109V107H35L34 108ZM42 106V107H41ZM48 106V107H47ZM161 106V105H160ZM185 106V105H184ZM242 106V105H241ZM50 107H52V106H50ZM129 107V106H128ZM135 107V106H134ZM150 107V106H149ZM151 107V109H148L149 110V112H153V108ZM161 107H163V106H161ZM160 107V108H161ZM166 107V106H165ZM239 107V106H238ZM251 107V106H250ZM11 107H9L8 109H10ZM49 109V110H47V109ZM156 108H157V106H156ZM155 108V109H156ZM159 108V107H158ZM164 108V107H163ZM169 108V107H168ZM171 108V107H170ZM172 108H174L173 106H172ZM236 108V107H235ZM234 108V109H235ZM1 109V108H0ZM7 109V108H6ZM7 109V110H8ZM17 109L18 108H16V110L15 111H17ZM35 109V110H34ZM141 109V108H140ZM154 109V110H155ZM176 109V108H175ZM199 109H201V108H199ZM239 109H241V108H239ZM7 110H4V109H2V111H7ZM12 110H11V112H12ZM19 110V109H18ZM40 110V109H39ZM152 110V111H151ZM179 109L177 108V112H179L178 111ZM214 110H219V109H214ZM9 111V110H8ZM15 111H13V113H15ZM21 111V110H20ZM29 111V110H28ZM47 111V112H46ZM130 111V110H129ZM158 111H160V110H158ZM163 111V110H162ZM168 111V110H167ZM213 111V110H212ZM211 111V112H212ZM226 111H228V110H225V112ZM232 111H233V109H232ZM236 111H238V108L237 109H235V112ZM0 112H1V110H0ZM33 112V113H34ZM48 112L51 114L50 116H49V114H48ZM157 112V111H156ZM165 112V111H164ZM170 112V111H169ZM172 112H175V110H173ZM217 112V111H216ZM220 112V111H219ZM219 112H217V113H219ZM235 112H232V113H234L233 115H235ZM240 112V111H239ZM2 113V112H1ZM13 113H11V114H13ZM28 113V112H27ZM31 113V112H30ZM32 113V114H33ZM37 113H38V111L36 112V115H37ZM47 113V114H46ZM134 113V112H133ZM161 113V112H160ZM160 113H156V114H159L160 115ZM188 113V112H187ZM231 113V112H230ZM3 114V113H2ZM2 114H1V116H2ZM6 114V116H8V115H10V113L8 112V115H7V113H5ZM52 114H54V115H52ZM151 114V113H150ZM149 114V115H150ZM153 114V113H152ZM151 114V115H152ZM162 114H164V113H162ZM167 114V113H166ZM175 114V113H174ZM207 114H210V113H207ZM213 114V113H212ZM211 114V115H212ZM227 115L229 114V113H226ZM34 115V114H33ZM46 115V116H45ZM149 115L147 116L148 117V119H149ZM168 115L170 116V114L168 113ZM0 116V117H1ZM32 116V115H31ZM35 116V115H34ZM40 115L38 114V117H39ZM153 116V115H152ZM154 116H155V113H154ZM153 116V117H154ZM157 116V115H156ZM173 116V115H172ZM180 116V115H179ZM192 116V115H191ZM206 116V115H205ZM257 116V115H256ZM15 117V116H14ZM37 117V118H38ZM40 117V118H41ZM141 117H142V115H141ZM147 117H144V118H147ZM176 117V116H175ZM222 117H224V116H221L220 118H222ZM227 117V116H226ZM232 117V116H231ZM2 118H4V115L2 116ZM1 118V119H2ZM5 118H7V117H5ZM8 118H10V120L12 119L10 116H8ZM15 118H19V116L18 117H15ZM28 118V117H27ZM32 118V117H31ZM37 118H36V116H35V119L37 120ZM40 119V121L41 120H43L44 121V119ZM144 118H142V119H144ZM177 118V117H176ZM207 118V117H206ZM205 118V119H206ZM219 117H218V119H220ZM229 118V117H228ZM234 118H235V116H234ZM237 118H239V117H237ZM14 119V118H13ZM39 119V118H38ZM141 118H140V120H142ZM151 119V118H150ZM149 119V120H150ZM153 119V118H152ZM163 118H161V120H162ZM179 119V118H178ZM189 119V118H188ZM191 119V118H190ZM195 119H197V118H195ZM215 119V118H214ZM223 120H224V118H222ZM227 119V118H226ZM244 119V118H243ZM20 120V119H19ZM29 120V119H28ZM147 120V119H146ZM164 120V119H163ZM170 120V119H169ZM216 120V119H215ZM223 120H220V122L222 121V122H226V121H223ZM9 121V120H8ZM39 121V120H38ZM37 121V122H38ZM39 121V122H40ZM159 121H160V119H159ZM177 121V120H176ZM175 121V122H176ZM227 121H228V119H227ZM236 121H238V120H236ZM13 122V121H12ZM24 122V121H23ZM36 122V123H37ZM45 122V121H44ZM44 122L43 123H41V124H44ZM140 122V121H139ZM146 122V121H145ZM144 122V123H145ZM150 122V121H149ZM154 122H156V121H154ZM179 122V121H178ZM194 122V121H193ZM203 122V121H202ZM215 122H217V121H215ZM219 122V121H218ZM6 123V122H5ZM17 123H20V122H17ZM46 124L45 125H47V123H48V121L47 122H45ZM133 123V124H132ZM142 124H143V121L141 122ZM153 123V122H152ZM157 123H158V120H157ZM156 123V124H157ZM161 123V122H160ZM163 123V122H162ZM168 123V122H167ZM177 123V122H176ZM197 123V122H196ZM227 123V122H226ZM225 123V124H226ZM233 123H235V122H232V125H233ZM240 123V122H239ZM243 123V122H242ZM245 123V122H244ZM39 125L40 126V128H38V129H36L35 131H39V129H40V131H41V129H42V127L43 128H45L43 125ZM51 124H52V122H51ZM140 124V123H139ZM136 125L137 127L138 126H142V128L144 129V125ZM148 124V122L146 123V125ZM154 124V123H153ZM173 124V123H172ZM183 124H185V123H182V125ZM199 124V123H198ZM201 124V123H200ZM203 124V123H202ZM222 125H223V123H221ZM221 124H218L217 123V126H221ZM224 124V125H225ZM236 124V123H235ZM234 124V126H236ZM14 124H12V126H13ZM17 125V124H16ZM35 126H36V124H34ZM49 125V124H48ZM47 125V126H48ZM132 125V126H131ZM151 125V124H150ZM160 125V124H159ZM19 126V125H18ZM23 126H25V124L23 125ZM32 126H33V124H32ZM39 126H37V127H39ZM42 126V127H41ZM136 126H135V128H136ZM147 126H149V124L147 125ZM157 126V125H156ZM173 126V125H172ZM1 127V126H0ZM14 127V126H13ZM17 127V126H16ZM26 127V126H25ZM25 127H21L22 129L23 128H25ZM34 127V126H33ZM50 126H48V127H46V128H48V130L50 129L51 130V128H49ZM152 127V126H151ZM151 127H149V128H151ZM193 127V126H192ZM259 127V126H258ZM27 129L29 128V127H26ZM133 128V130H132V132L134 133V132H136L139 128H140V130L139 131H141V127H138V129L135 131L134 130V127H132ZM149 128H146V129H149ZM156 128V127H155ZM173 128V127H172ZM195 128V127H194ZM193 128V129H194ZM219 128V127H218ZM221 128V127H220ZM219 128V129H220ZM10 129V128H9ZM8 129V130H9ZM26 129V130H27ZM35 129V128H34ZM57 129V128H56ZM90 129V128H89ZM146 129L144 130V131H146ZM154 129V128H153ZM158 128H156V130H157ZM184 129V128H183ZM217 129V128H216ZM218 129V130H219ZM224 129V128H223ZM231 129V128H230ZM7 130V131H8ZM19 130H20V128H19ZM17 131V133L16 134H18V132L20 133V131ZM26 130L24 129V131L23 130H21V132H22V134H24L25 132H26ZM29 130V129H28ZM27 130V131H28ZM45 130L46 129H44V130H42V132L44 131L45 132ZM49 130V131H50ZM60 130V129H59ZM57 131L58 133H60V131L62 130H60V131ZM87 130H88V128H87ZM150 130V129H149ZM192 130V129H191ZM1 131V130H0ZM30 131L31 130H29L28 132L30 133ZM38 132V135L39 134H41L42 132ZM47 131V130H46ZM85 131H86V129H85ZM138 131V132H139ZM148 131V130H147ZM159 131V130H158ZM161 131V130H160ZM165 131V130H164ZM198 131V130H197ZM222 131V130H221ZM224 131V130H223ZM10 133H11V131H9ZM13 132V131H12ZM24 132V133H23ZM28 132H26L27 134H28ZM43 132V134L41 135V137L43 138V135H46L47 136V139H49L48 138V135H54V133L52 132V134L50 133V132H47V133H49L48 135L47 134H45ZM125 132H126V134H125ZM163 132V131H162ZM215 132V131H214ZM226 132V131H225ZM229 132V131H228ZM230 132H232V130L230 131ZM8 133V132H7ZM35 132H33V134H34ZM133 133L131 134V136L133 135ZM140 133V132H139ZM138 133V134H139ZM141 133H143V132H141ZM145 133V132H144ZM204 134H206V132H203ZM219 133V132H218ZM22 134H19V135H22ZM37 134V133H36ZM56 134V133H55ZM124 134V135H123ZM190 134V133H189ZM237 134V133H236ZM1 135V134H0ZM5 135H7V134H5ZM5 135H3L4 136V138L6 137ZM155 135V134H154ZM156 135H158V133L156 134ZM155 135V136H156ZM182 135V134H181ZM211 135V134H210ZM218 135H220V134H218ZM224 135H226V133L225 134H223V136ZM235 135V134H234ZM11 136V134L9 135V137ZM13 136V139L15 138H19L20 136H14V135H12ZM28 136H29V134H28ZM34 136H35V134H34ZM40 136V135H39ZM59 136H56V135H54V138L55 137H58L59 138ZM87 136V135H86ZM85 136V137H86ZM145 136V135H144ZM144 136H142V137H144ZM150 136V135H149ZM165 136H166V133H165ZM177 136V135H176ZM179 136V135H178ZM8 137V138H9ZM26 137V134H25V136L23 137V138H25ZM31 137V136H30ZM38 137V136H37ZM50 137V136H49ZM115 137V136H114ZM117 138H118V136H116ZM115 137V138H116ZM130 137V136H129ZM129 137H126L125 139V142L128 140V138ZM151 137V136H150ZM216 137V136H215ZM221 137H222V135H221ZM21 138V137H20ZM23 138H21V139H23ZM41 138V139H42ZM58 138H55L56 139V141H57V139ZM102 138V139H101ZM145 138V137H144ZM141 139V137L139 138V140L141 141V140H145V139ZM148 138V137H147ZM160 138H162V137H160ZM223 138V137H222ZM0 139H3L2 138V135L0 136ZM10 139V138H9ZM14 139V142L16 141ZM26 139V138H25ZM32 139H34V138H32ZM37 139V138H36ZM44 139V138H43ZM46 139V138H45ZM42 140L43 141V143H41L42 141H40V139L38 140V141H40L39 143H41V144H45L48 140ZM52 139V138H51ZM51 139H49V141H48V143L49 144H51V146L52 147H54L53 146V144H52V142L50 143V140ZM107 139V138H106ZM131 139H132V137H131ZM152 139H154V138H152ZM172 139V138H171ZM178 139V138H177ZM185 139V138H184ZM199 139V138H198ZM219 139H221L220 138V136H219ZM229 139V138H228ZM6 140V139H5ZM5 140H3V142H5ZM19 140V139H18ZM18 140H17V142H18ZM28 140H30V138L28 139ZM27 140V141H28ZM99 140V141H100ZM130 140V139H129ZM134 140H135V138H134ZM214 140V139H213ZM2 141V140H1ZM8 141V140H7ZM11 141V140H10ZM13 141V140H12ZM11 141V142H12ZM52 141V140H51ZM54 139H53V142H56ZM61 141V140H60ZM86 141H87V137H86ZM108 141V142H107ZM107 143H110V140H108L107 139ZM111 141V142H112ZM119 141V142H118ZM124 141V140H123ZM130 141H132V143H130ZM130 141H128L130 144H133V140H130ZM136 141V140H135ZM134 141V143H136ZM165 141V140H164ZM163 141V142H164ZM186 141V140H185ZM211 141V140H210ZM216 141V140H215ZM214 141V142H215ZM229 141V140H228ZM20 142H24V140H22V141H20ZM19 142V143H20ZM26 142V141H25ZM24 142V143H25ZM29 142V141H28ZM34 142H35V140H34ZM62 141L61 142H58V143H60L62 146H59V148L60 147H63V146H66V144L64 145V143H63ZM82 142V141H81ZM84 142H85V139H84ZM89 142V141H88ZM88 142H87V144H88ZM100 142H102V141H100ZM106 142H104V143H102V144H107ZM114 142H112V143H110V144H112L113 146H115L113 143ZM127 142V143H128ZM137 142H138V140H137ZM153 142V141H152ZM168 142V141H167ZM181 142V141H180ZM233 142V141H232ZM6 143H8V142H6ZM13 143V142H12ZM12 143H10V144H12ZM32 143V142H31ZM30 143V144H31ZM36 143V142H35ZM34 143V144H35ZM38 143V142H37ZM48 143H46L47 145H48ZM70 143L72 144V145H70ZM80 143V142H79ZM86 143V142H85ZM85 143H83V144H85ZM222 143V142H221ZM225 143V142H224ZM1 144H3V143H1ZM0 144V145H1ZM5 144V143H4ZM15 144H16V142H15ZM26 144V143H25ZM24 144V145H25ZM29 144V145H30ZM56 145H58L57 143H55ZM82 144V145H83ZM87 144H85L86 145V147H87ZM91 144V146H92V144H93V142H89V145ZM129 144V145H130ZM140 144V143H139ZM138 143H137V146L139 145ZM164 144V143H163ZM162 144V145H163ZM180 144V143H179ZM178 144V145H179ZM205 144V143H204ZM218 144V143H217ZM8 145H9V143L7 144V147H8ZM19 145V144H18ZM28 145V144H27ZM28 145V146H29ZM40 145V144H39ZM75 145V144H74ZM76 145H77V147L76 148H78V144L76 143ZM108 146H109V144H107ZM106 145V146H107ZM122 145V144H121ZM121 145H119V146H121ZM129 145H127V146H129ZM158 145V144H157ZM202 145V144H201ZM212 145H213V142H212ZM5 146H6V144H5ZM14 146V144H12V147ZM17 146V145H16ZM16 146H14V152H15V150H16ZM31 146H33V145H31ZM35 146V145H34ZM49 146V145H48ZM48 146H46V148L48 147ZM90 146V147H91ZM106 146H104V147H106ZM118 146V147H119ZM126 146V145H125ZM124 147L126 150L128 149V148H131V146H129V147ZM135 146V147H134ZM136 145H134L133 144V149H136L137 150V147ZM141 146H143V145H141ZM166 146V145H165ZM174 146V145H173ZM210 146H211V144H210ZM228 146V145H227ZM230 146V145H229ZM7 147H6V149H7ZM10 148H11V146H9ZM8 147V148H9ZM19 147H20V145H19ZM35 147H39V146H35ZM44 147V148H43ZM50 147V146H49ZM57 147V146H56ZM82 147V146H81ZM85 147V146H84ZM84 147H82V148H84ZM93 147V146H92ZM110 147V146H109ZM116 147V146H115ZM116 147L117 149H118V151H119V149L121 148V147ZM137 147V148H136ZM153 147V146H152ZM169 147V146H168ZM219 147V146H218ZM4 148V147H3ZM3 148H1V149H3ZM22 148V147H21ZM21 148H19V151H20V149ZM27 147H25V149H26ZM31 148H33V147H31ZM30 148V149H31ZM36 148V149H37ZM41 148L43 149V151H45V153L46 152H50L51 150H53V148L52 149H50V150H48V149H46V150H48V151H46L45 150V145H41ZM59 148H57V151H59ZM96 148V147H95ZM114 148V147H113ZM132 148L130 149V152H131V150H132ZM150 148V147H149ZM163 148H164V146H163ZM184 148V147H183ZM209 148V147H208ZM208 148H206V149H208ZM24 149V150H25ZM62 149V151H60V153L61 154H63L62 156H61V160L60 161H56V157H54V159H52V160H50V161H47L46 162V160H45V156L43 157V160H40V161H37L36 163H30L29 161V163H22V162H19V160L20 161H23V160H21L22 158V155H21V152H18L20 155H21V159L19 158L18 159V157L20 156H17V158H13L12 156H16V152L14 153V152H12V150H11V158H13L12 160H17L18 161V163L15 165V166H17L18 168V171L16 172V171H14V173H12V172H10L11 170L9 169V170H7L9 173H12L11 175H10V177L8 176V175H6V177H8V180H7V178L4 176V174H3V176L2 177H4L6 180H7V186H3L2 184V188H1V186H0V226L2 225V224H4L6 221H8V220H10V219H14V220H21V221H23L24 219H28L29 217L31 218L32 217V219L34 220V222L43 230V234H44V237H43V239H44V242L45 243H43L42 245L44 246L43 247V249H42V247H41V249L40 250H38L40 253H41V251H42V253H41V256L39 255V256H37V258H35L33 261H30L29 263H25V264H206L205 263V261H207L208 262V264L211 262V260H209V259H206L204 256H201V254L204 252V251H196V250H194L193 252L191 251H189L187 248L188 247H186L184 244H182V245H176V244H171V245H169V244H167V243H164V242H160V241H157L156 239H142V240H137L135 243H132V244H122V243H118V242H115L114 240H113V236H112V227L114 226V222H115V220H116V218H118V214H120L119 212H120V208L118 207L119 205H120V203H122L123 202V200L124 199H126V198H124L125 196H126V193L129 191L128 189H131V188H135V187H140L141 185H143L146 181H147V183L150 181V180H152L151 178H150V176H154L155 175V173H151V171H148L147 170V168H146V163H144L143 162V160L142 161H140V156H139V159H137L138 158V155H137V157L135 156V153H134V156H133V150H132V153H130L129 154V156L127 157L126 156V152H125V154H124V149H122V150H124L122 153H119V154H116L114 151H116L117 149H113V151L112 150H104V151H99V152H94V151H87V152H84V153H82V154H80V155H77V156H74L73 154H67L68 152H66L68 149H70V148H68V149H64L65 150V152L64 153H62L64 150H63V148H61ZM87 149V148H86ZM90 149V148H89ZM92 149V148H91ZM94 149V148H93ZM138 149H140V147L138 148ZM145 149H146V147H145ZM145 149L143 150V152L145 151ZM166 149V148H165ZM180 149V148H179ZM188 149V148H187ZM204 149V148H203ZM220 149V148H219ZM218 149V150H219ZM231 149V148H230ZM34 150H35V148H34ZM54 150H56L55 148H54ZM70 150H72V149H70ZM70 150H68V151H70ZM88 150V149H87ZM121 150V149H120ZM164 150V149H163ZM163 150H162V152H163ZM170 150V149H169ZM234 150V149H233ZM22 151V150H21ZM31 151V150H30ZM42 151V150H41ZM42 151V153L43 154H45L44 152ZM74 151H76V150H74ZM128 151V150H127ZM135 151V150H134ZM141 151V150H140ZM147 151H149V150H147ZM179 151V150H178ZM180 151H182V149H180ZM184 151V150H183ZM188 151V150H187ZM7 152H8V154L10 155V152H9V150L7 149ZM24 152V151H23ZM36 152H39V151H36ZM54 153L56 152V151H53ZM52 152V153H53ZM73 152V151H72ZM81 152V151H80ZM79 152V153H80ZM143 152H142V155H143ZM156 152V151H155ZM154 152V153H155ZM168 152V151H167ZM198 152V151H197ZM12 153H14L13 155H12ZM18 153H17V155H18ZM40 153V152H39ZM54 153H53V156H54ZM57 153V152H56ZM71 153V152H70ZM78 153V152H77ZM78 153V154H79ZM118 153V152H117ZM128 153V152H127ZM153 153V152H152ZM171 153H173V152H171ZM176 153H178V152H176ZM203 153H205V152H203ZM219 153H220V151H219ZM218 152L216 153V154H219ZM4 154H5V152H4ZM3 154V155H4ZM51 154V153H50ZM49 154V156H52V154L50 155ZM59 154V153H58ZM57 154V155H58ZM60 154V155H61ZM75 154V153H74ZM131 154H132V156L134 157V158H132V157H130L131 156ZM147 154H149V153H147ZM147 154H145V155H147ZM179 154H180V152H179ZM183 154V153H182ZM191 154V153H190ZM193 154V153H192ZM201 154V153H200ZM42 155V154H41ZM46 155V154H45ZM56 155V154H55ZM60 155H58L59 156V158H60ZM174 155V154H173ZM178 155V154H177ZM189 155V154H188ZM202 155V154H201ZM1 156V155H0ZM8 156V155H7ZM25 156V155H24ZM37 156V155H36ZM48 156V155H47ZM47 156H46V158H47ZM157 156V155H156ZM163 156H166V153L163 155ZM184 156V155H183ZM186 156V155H185ZM190 156V155H189ZM209 156V155H208ZM219 156V155H218ZM5 157V156H4ZM4 157H2L1 156V158H4ZM28 157V156H27ZM142 157V156H141ZM175 157V156H174ZM193 157V156H192ZM191 157V158H192ZM196 157V156H195ZM10 158V159H11ZM24 158V157H23ZM26 158V157H25ZM33 158H34V155H33ZM32 158V159H33ZM35 158H37V157H35ZM34 158V159H35ZM58 158V157H57ZM144 158V157H143ZM149 158V157H148ZM147 158V159H148ZM155 158V157H154ZM162 158V157H161ZM181 158L182 157H180V159L179 160H181ZM6 159V158H5ZM9 159V158H8ZM32 160V161H36V160ZM39 159V158H38ZM49 159V158H48ZM47 159V160H48ZM156 159H157V157H156ZM183 159V158H182ZM193 159H195L196 160V158H193ZM231 159V158H230ZM1 160H3V159H1ZM29 160V159H28ZM31 160V159H30ZM58 160V159H57ZM139 160V161H138ZM161 161H162V159H160ZM166 161H167V159H165ZM174 160H176V159H174ZM179 160H177L178 162H179ZM184 160V159H183ZM197 160H199V159H197ZM217 160H218V157H217ZM9 161V160H8ZM27 161V160H26ZM31 161V162H32ZM152 161V160H151ZM171 161V160H170ZM187 161H190V159L189 160H187ZM220 161V160H219ZM230 161V160H229ZM228 161V162H229ZM1 162V161H0ZM9 162H11V161H9ZM160 162V161H159ZM163 162V161H162ZM161 162V163H162ZM169 162V161H168ZM203 162V161H202ZM214 162V161H213ZM227 162V161H226ZM7 162H5V164H6ZM13 163V162H12ZM150 163V162H149ZM187 163V162H186ZM197 163V162H196ZM196 163H194V164H196ZM200 163V162H199ZM204 163V162H203ZM220 163H222V162H220ZM239 163V162H238ZM166 164V163H165ZM183 164V163H182ZM187 165V164H186ZM227 165V164H226ZM244 165V164H243ZM148 166V165H147ZM162 166V165H161ZM166 166V165H165ZM177 166V165H176ZM188 166H190V165H188ZM193 166V165H192ZM213 166V165H212ZM221 166V165H220ZM10 168V166H8L7 165V168ZM157 167V166H156ZM171 167V166H170ZM191 167V166H190ZM222 167V166H221ZM1 168H3V170H5L6 171V168H5V166L4 167H2V164H1ZM0 168V170H1V172L3 171L2 169ZM5 168V169H4ZM158 168V167H157ZM167 168V167H166ZM176 168V167H175ZM201 168V167H200ZM218 168H220V167H218ZM223 168V167H222ZM11 169H12V167H11ZM16 169V167H14V169H12V170H15ZM16 169V170H17ZM20 169V170H19ZM155 169V168H154ZM158 169H160V167L158 168ZM187 169V168H186ZM203 169V168H202ZM201 169V170H202ZM213 169V168H212ZM192 170H194V168L192 169ZM200 170V169H199ZM221 170V172H222V170L223 169H220ZM254 170V169H253ZM252 170V171H253ZM257 170V169H256ZM259 170V169H258ZM6 171V172H7ZM176 171V170H175ZM204 171V170H203ZM233 171V170H232ZM231 171V172H232ZM250 171H251V169H250ZM261 171V170H260ZM260 171H259V173H260ZM0 172V173H1ZM152 172H155V171H152ZM220 172V173H221ZM239 172V171H238ZM237 172V173H238ZM168 173H169V171H168ZM172 173V172H171ZM205 173V172H204ZM208 173V172H207ZM256 173H257V171H256ZM15 174L16 175H18V177L20 178H18V177H16L15 176ZM162 177H164L165 178V176L162 174V172L161 173H159ZM167 174V173H166ZM208 174H210V173H208ZM252 174H254V172L252 173ZM252 174H250V175H252ZM258 174V173H257ZM263 174V173H262ZM189 175V174H188ZM228 175V174H227ZM241 175V174H240ZM239 175V176H240ZM246 175V174H245ZM230 177H231V175H229ZM233 176V175H232ZM238 176V177H239ZM242 176H244V175H242ZM247 176V175H246ZM254 176V175H253ZM259 175H257V177H258ZM1 177V176H0ZM2 177L0 178V179H2ZM207 177V176H206ZM222 177V176H221ZM229 177V178H230ZM256 177V176H255ZM257 177H256V179H257ZM264 177V176H263ZM262 177V178H263ZM157 178H158V176H157ZM170 178V177H169ZM189 178V177H188ZM214 178V177H213ZM245 178V177H244ZM250 178V177H249ZM248 178V179H249ZM5 179H3L2 181L5 183ZM209 179V178H208ZM223 178H221V180H222ZM226 179H227V177H226ZM237 179V178H236ZM243 179V178H242ZM251 179V178H250ZM252 179H255V178H253L252 177ZM255 179V181H257ZM213 180V179H212ZM216 180V179H215ZM228 180V179H227ZM241 180V179H240ZM244 180H246V179H244ZM162 181H164V180H162ZM246 181H248V180H246ZM254 181V182H255ZM261 181V180H260ZM176 182V181H175ZM222 182H223V180H222ZM202 183V182H201ZM221 183V182H220ZM236 183V182H235ZM247 183V182H246ZM216 184V183H215ZM222 184V183H221ZM230 184V183H229ZM256 184H257V182H256ZM4 185H6V183L4 184ZM248 185V184H247ZM143 186H145V185H143ZM201 186V185H200ZM241 186V185H240ZM208 187V186H207ZM213 187H215V185L213 186ZM243 187V186H242ZM145 189V188H144ZM225 189V188H224ZM223 189V190H224ZM128 190V191H127ZM139 190V189H138ZM205 190V189H204ZM137 192H139V191H137ZM196 192V191H195ZM200 192H202L201 190H200ZM213 192V191H212ZM222 192V191H221ZM135 193V192H134ZM197 193V192H196ZM223 193V192H222ZM234 194V193H233ZM129 195V194H128ZM127 195V196H128ZM137 195V194H136ZM193 195V194H192ZM200 195H201V193H200ZM203 195V194H202ZM196 196V195H195ZM199 196V195H198ZM134 197H136V196H134ZM200 197V196H199ZM194 198V197H193ZM195 200L197 199L198 200V197L196 198H194ZM201 199V198H200ZM132 200V199H131ZM136 200V199H135ZM117 201V204L115 205V204H113L114 202H116ZM126 201V200H125ZM187 201V200H186ZM191 203H192V201H191ZM190 203V204H191ZM130 205V204H129ZM132 205V204H131ZM123 206V205H122ZM121 206V207H122ZM145 206V205H144ZM148 207V206H147ZM146 208V207H145ZM122 211V210H121ZM148 214V213H147ZM10 217V218H9ZM129 219V218H128ZM141 219V218H140ZM239 220V219H238ZM246 220V219H245ZM147 221V220H146ZM249 221H251V222H249ZM247 223H245L242 227L239 225V227H241L240 229H235V230H237L236 232H235V234H234V237H233V240H232V244H231V251H230V255H229V257L227 258V259H225L224 260V262H223V264H264V212H262V213H259L258 215H256L255 217H253V219H251V220H249ZM246 222V221H245ZM24 224V223H23ZM28 225V224H27ZM136 225V224H135ZM123 226V225H122ZM137 227V226H136ZM135 228V227H134ZM133 228V229H134ZM131 229V228H130ZM122 232H123V230H122ZM133 233V232H132ZM231 233V232H230ZM232 233H233V231H232ZM7 234V233H6ZM46 234V235H45ZM130 234V233H129ZM121 235V234H120ZM7 236V235H6ZM5 236V237H6ZM31 238V237H30ZM21 244V243H20ZM7 245V244H6ZM41 245V246H42ZM9 246V245H8ZM1 247V246H0ZM6 248V247H5ZM8 249H9V247H7ZM38 248V247H37ZM39 248H40V246H39ZM38 248V249H39ZM192 248H194L195 249V247H192ZM199 249V248H198ZM229 249V248H228ZM35 250H37V249H35ZM200 250V249H199ZM7 251V250H6ZM226 251V250H225ZM4 253V252H3ZM201 253V254H200ZM229 253V252H228ZM10 254V253H9ZM16 254V253H15ZM39 254V253H38ZM35 255V254H34ZM203 255H206V254H203ZM228 255V254H227ZM207 256V255H206ZM11 257V256H10ZM202 257H204V258H202ZM205 261H204V260ZM210 261V262H209ZM213 261V260H212ZM2 263V262H1Z\"/></svg>", "mask_w": 264, "mask_h": 264}]
</instances>
